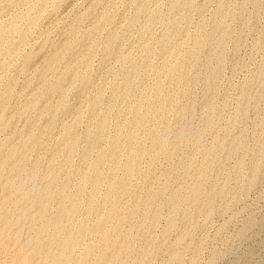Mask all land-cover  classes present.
<instances>
[{"label":"rangeland","instance_id":"1","mask_svg":"<svg viewBox=\"0 0 264 264\" xmlns=\"http://www.w3.org/2000/svg\"><path fill=\"white\" fill-rule=\"evenodd\" d=\"M243 1L244 0H181V1L180 0H176V1L175 0L174 1L173 0H0V31L1 30L3 31V32L2 31L0 32V101H1L0 104H2V106L0 105V108L4 109V110L0 109V114L2 116V117L0 116V118L1 119L5 118L4 120L0 119V126L4 124L3 125L4 127L3 126L0 127V155H1L0 158L3 156L5 158V155L8 152V150L11 152H13L14 150V153L16 152L15 155L17 156V159H19L20 164H22L23 158L26 159V161L23 160L24 161L23 164L27 162V164H25L26 166L23 165L20 168L21 169L20 170L18 168L20 165L15 169L12 168L13 163H14L13 161L16 159H14L13 161L11 160L13 163L11 161L9 163L8 161L7 165L8 163L10 165L7 166L5 164L6 166L5 165L3 166L2 171H1L2 173H0V179L4 180V181H0V184H3V185H0V188L2 186L1 188L2 190L0 189V196L2 195L4 196V197L3 196L0 197V208H1V205L3 207V209L1 208V211H0V218L1 216H3V219L4 218L5 219L7 218L6 220L9 219L8 221H6V223L7 225L8 224L10 225V226H7L6 223L3 224L5 219L3 220L1 218L0 221H2L3 223L2 222L0 223V228H1L0 229V264H25L26 260H28L26 264H34L37 261H38L37 263L39 264H42V262L43 264L44 263L48 264L47 263L48 261L49 263L52 261L51 264H53L54 262H55L54 264H57V262L58 264H63V263L64 264H74V262L75 264H77L76 260L83 261L82 262L83 264H84V261H86L85 262L86 264H92L90 262L95 261V259L97 260L96 262L99 261L98 262L99 264H119L122 262L120 261V259L124 260V262H122L123 264L126 263L125 261H127L126 264H128V262H130V264H137V263L143 264L144 261L146 260L145 258H149V256L151 255H152L151 258L153 260L151 261V259L149 258L146 260L148 261V263L145 261V264L146 263L149 264L150 262L151 264H165V263L170 264L172 262H173L172 264H264V77H263L264 76V66H263L264 65V0H253V2L256 1V4L258 3L256 5L254 2L255 6L252 4L251 0L249 1L245 0L244 2ZM170 2L171 3L175 2V4H177L175 5L176 8L174 6H171ZM225 4H227L228 7ZM242 4H245V5H242ZM218 6L223 9L220 10L221 8H219ZM171 7L174 8V10ZM225 7H226V11H224ZM241 7L245 9L244 13ZM217 8H219V10ZM227 8L228 9L230 8V9L228 10ZM233 10H235V12H233ZM86 11L87 13L88 12L89 13L88 14L84 13ZM230 11H232V13ZM237 11H239V13H237ZM214 13L216 14L215 15L216 17H214ZM236 13H237V16H236ZM217 14L219 15L221 14L220 15L222 16L221 18H225L223 17L224 14L225 16L229 14V16L226 17L227 19L226 18L219 19V15L217 16ZM31 18L37 23L35 24L31 23V22H34V21H31ZM213 18H215V20ZM221 20H223L221 23L225 22L226 26L224 24H222L223 26L220 25L221 23L217 25V23L220 22ZM213 22L215 23L213 24ZM28 24L30 27L27 26ZM33 25L35 27H33ZM215 27H217V29ZM223 27H225L226 29V30L224 29L225 32L221 31L220 29ZM7 28L8 30H11L12 32L14 29L15 31L16 30L17 31L16 33L12 35L11 34L12 32L9 31L10 33H8ZM27 28L29 30H27ZM214 28L217 31H215ZM212 30L214 31L212 32ZM220 31L224 32L225 34L222 33L221 35ZM4 32L6 35L5 39L3 36ZM6 32L9 35H7ZM25 32H27L26 33L27 35L25 34ZM209 32L213 35H214V32L215 33L218 32L219 34L216 33L213 39H211L213 35H211L212 37L210 36L211 38L207 39L206 36L210 35ZM21 33L22 35H25V37L22 36L21 38ZM207 33L209 34L207 35ZM217 34H218V37H217ZM198 37L199 38L201 37L203 39L200 38L197 40ZM219 37L220 39H218ZM216 38H217V41L222 40V42H219V41L216 42ZM195 39L197 40V42L194 41ZM206 39L207 40L211 39V42L207 41ZM214 39H215V42L212 41ZM201 41L203 42V44L201 43ZM193 42H196L198 44L201 43L203 46L200 44L201 45V48H200L197 46L198 45L197 44L196 45L198 47V50H197V47L196 48L193 47L196 44V43L193 44ZM213 43L214 45L216 43V45L214 46ZM67 44H70V47ZM217 45L220 47L221 51ZM204 46L207 47V50H204V52H202L203 50L201 49L203 48L206 49V47ZM66 47H69V48L66 49ZM109 48L111 49L110 51L108 50ZM190 48L192 49L194 48L192 50V53L190 52L191 51ZM187 50H189L188 53H187ZM194 50L195 51L197 50V52H195ZM58 51H60L63 54L62 55L59 52V54L64 56V59H62L61 55L58 54ZM107 51H109L110 54H108ZM218 52H220L221 55H219L220 53ZM207 53H209V56L207 55ZM56 54L59 57H61L60 59L62 61L58 58V56L56 58ZM186 54L187 55L189 54L188 57H190L193 61L196 60L197 63L195 61V65H194V62L191 61L190 58L188 60V57L187 58L185 57L187 56ZM196 56L200 58H197ZM214 56H217V57L215 58ZM221 57L222 59L218 60V58H221ZM185 58L188 61H185ZM55 59L60 60V61L57 60L59 62L58 65H56L57 62ZM214 61L216 62L214 63L216 65L213 64ZM177 62L180 64L182 62L183 63L185 62L184 64L187 67H185L184 64L179 66ZM173 63H176L174 64L175 65L174 68L172 65ZM220 64H221V67L219 66ZM50 65L51 66L54 65V67L57 69L55 68L53 69V67L50 68ZM183 65L185 69L183 68ZM133 67L135 70L137 69L135 73H134L135 70H133L132 72ZM47 68L49 70H46ZM172 68L173 70L174 69L176 70L171 72ZM177 68L178 69L183 68L184 71L183 70L179 71ZM67 69H69V71ZM65 70H66L65 73L67 75L64 74L65 76L64 78H62V76L60 75H62L64 73L63 71ZM77 70L78 71L80 70L81 72H76V75H75L74 72ZM44 71H47V72H44ZM176 71H177L176 74H178L180 78L177 77V75H175ZM170 72H171L170 74L171 76L169 77L168 73ZM178 72H182V73L179 74ZM204 73L205 75H203ZM79 75L81 76L82 81ZM172 75L174 78L172 77ZM74 77H76L75 78L76 80L77 79L79 80V78L80 80L76 81L75 79H73ZM185 77H186V80L189 77L188 80L190 81H186L184 79ZM191 77L192 78L194 77L193 78L194 80L190 79ZM182 81L184 83H181ZM41 82L43 85V88L41 87L42 90L39 88L40 86H42ZM58 82L60 83L59 85H58ZM45 85L48 87V89L45 87ZM50 85L55 86L56 89L60 87L61 89L59 88L60 90L58 89V92L61 94H58L57 91H56L57 93H53V89L54 91L56 89ZM182 85L183 86L186 85V86L183 87ZM206 85L207 87H205ZM6 88H8L9 90L8 89L6 90ZM124 89H126V93H128L129 95L125 96ZM184 89L187 91H184ZM190 89L193 95H190V99H189V92H191ZM7 91L8 92L10 91V94ZM48 91L52 92V94L51 95L50 93L48 94L47 93ZM242 93L243 94L245 93V94L243 95ZM2 95H4V97ZM60 96H62L63 100L65 99L64 101L63 100L61 101L62 102L61 104L59 103L60 102L59 99L61 98ZM158 97L161 99V100L159 99L160 101L157 99ZM143 98H145L144 101H143ZM2 100L4 103L2 102ZM30 101L32 103H30ZM140 101L141 102L143 101V104H141ZM146 101L147 103H144ZM191 101L193 104L191 103ZM64 102H67V104L66 103L64 104ZM152 102H156V104L153 103V107H155L154 110L153 109L150 110V108H153ZM160 102H163V103L166 102L167 104L171 103L169 104V106L171 105L170 107L173 108L174 110L170 109V107L168 108L167 107L168 105L166 103L161 104ZM184 102L186 103V105H183V107L185 106L186 107L183 109L182 104H185ZM91 103L93 105L95 104L96 106L95 105L93 106ZM157 103L161 105L159 106ZM136 104H141L143 107H141L140 105L138 106ZM187 104H189V108ZM23 105L25 106V109L28 108L27 109L28 112L24 109ZM35 105H36V108L32 109L31 107L32 106L35 107ZM57 105H60V106H58L57 108ZM54 106L56 108H54ZM136 106H138V108L141 107V109L140 110L136 109L137 108ZM144 106H147V107H144ZM157 106L158 107L163 106V108H160L161 109L160 110ZM165 106L168 108V109L166 108V110L170 109L169 111H167V113H164L166 112V110L165 111L163 110L165 109ZM180 106L182 109L181 108L179 109ZM239 106L241 107L242 110L245 109V111H241ZM19 107H21L20 108L22 109L21 111H24V112L21 113V111L18 110ZM60 107H61V110H60ZM213 108L216 110H214ZM56 109H58L59 111L58 110L56 111ZM178 109L181 111L180 114H179L180 111ZM190 109L192 110V112ZM238 109H240V112H238L239 111ZM136 110H138L137 115L139 114L138 115L139 118L138 116H136V112H133ZM175 110L177 111L176 113H175ZM184 110L185 111L187 110L186 111L187 112L186 115L188 114L187 116L184 115L185 114ZM48 112H53L52 114L53 116H51V114H49ZM20 113L21 114L24 113V114L21 115ZM177 113H178V116L176 115ZM133 115H135L136 118H133L132 117ZM140 115H142L143 118ZM103 117L106 120L104 119L100 120V118H103ZM140 118L142 119L143 122H141ZM177 118H179V121ZM183 118L185 120H183ZM9 119L10 120L12 119L11 120L12 123L11 121L8 122ZM131 119L132 120L135 119L136 122L133 121L134 122L133 123ZM77 120L78 122H76ZM1 121L3 123H1ZM104 121L106 124L103 123ZM205 121H207L205 123L206 126L203 124ZM8 123L11 124V125L9 124L10 126L8 125L9 128L7 127ZM137 123L139 124L137 125ZM100 124L101 126L103 124L104 127L106 125L107 128L106 127L103 128L101 126L99 127ZM135 124L138 127H136ZM185 124L188 127L185 126ZM69 125L74 126V127L69 128L68 127ZM139 125H141V127ZM97 126L99 127V129L97 128ZM131 126L134 128L135 127L138 128L137 130L135 129V131L137 132H134V129ZM145 127L148 129V132L146 131L147 129ZM164 127L165 129L170 128V130L168 129L169 131H167L166 129V131H164ZM71 128H73V130ZM88 128H90L91 131L93 130L92 134H90L91 131ZM150 129L153 132L151 131L149 133ZM177 129H179L180 131L179 130L177 131ZM86 130L88 131L90 135L86 133L87 132ZM97 130L98 131L100 130L99 132L101 133L97 132ZM103 130H105V132ZM154 130L156 131L155 135L156 136L159 135L158 137H156L153 134ZM67 131L69 133L71 132V134L68 135ZM15 132L17 133L18 136L15 134ZM116 132H118V135L120 133L121 136L119 135L120 137H118L117 135L115 137L114 134L116 135ZM129 132L130 133L134 132L136 135H134L133 133L130 134ZM18 133L21 135H19ZM97 133L100 134V138L98 137L99 139L97 138V136H99V135H96ZM147 133H149V136H147L148 135ZM28 134L29 136L31 135L30 136L31 138L27 136ZM64 134H66L67 136ZM126 134L133 135L135 139L133 137L131 138L128 137V135L126 136ZM95 135H96L95 137L96 140H94V137H93ZM153 135L154 137H156L155 139ZM160 135L162 136L161 140L159 139L161 137ZM66 137H69L68 140L66 139ZM84 137L86 138V141H84L85 140L83 139ZM87 137H89L90 140L93 137L92 142L90 141L91 144H89L90 142ZM117 137H118V140H116ZM150 137H152V140H150ZM163 137L165 138V140L163 139ZM16 138H18L19 140H17ZM23 138L24 140H22ZM111 138H113V141ZM177 138L179 140L182 138L181 140L183 141L181 140L178 141ZM234 138H236L235 142L234 140L231 141V139H234ZM30 139H32L33 142ZM13 140H15V144H17L18 142L19 143L21 142L20 143L21 145H23V142L26 140L28 146L24 147L25 142H26L25 141L24 146H22L24 148L23 149V148H20L21 145L18 143V145H20V146L17 145V147H19L18 149L14 146L15 144H13L14 142ZM59 140H61L62 142ZM129 140L130 142L131 141L132 142L130 143ZM153 140L155 142H151ZM236 140L238 142H236ZM115 141L116 142L118 141V142L115 143ZM161 141L164 143L162 144ZM28 142L30 143V145ZM85 142L87 143V145ZM109 142L111 143L109 144ZM113 142L116 145L112 144ZM121 142L127 145L131 144L132 147L129 146L125 149V146L127 145L122 146ZM59 143H60V146H59ZM73 143L76 146V148L72 146L69 148L68 145L70 144L73 145ZM93 143L97 145L94 146ZM214 143H216L215 145L218 147L219 145H223L221 146L223 147L222 148L223 151L221 147H219L221 149L220 150L218 147L214 145ZM11 144H13V146ZM64 144H67V145H64ZM118 144H121V145H118ZM108 145L109 147L111 145H114V147L112 148L111 146V148H112L113 154L115 153V155L111 154L112 151H111V148L108 147ZM163 145H164V148H163ZM57 146H58V149H57ZM64 146H67V148ZM88 146L89 148L86 149V147ZM115 146L120 147V148H116ZM121 146L124 147L125 149V150L123 149L124 151L122 150ZM159 146H161V149ZM229 146L230 147L234 146V150L236 152H234L233 150L232 153H236V154L231 155L230 154L231 152H230L228 154L229 158H227V156L225 157V155L230 151ZM9 147H12V149L11 148L9 149ZM212 147L213 148L216 147L217 149L215 148L213 152ZM2 148H4V150H2ZM6 148L8 150H6ZM54 148H56V150H59L55 152L56 156L55 154L52 155L53 152L56 151ZM59 148L61 149L63 148L65 151L62 149L60 152ZM71 148H74V149H71ZM104 148L105 149L109 148V149L106 152L105 150H103ZM237 148H240L238 149V152H237ZM83 149L84 151H86V153H84ZM115 149L118 151L117 152L118 156H116L117 153ZM129 149L131 150L130 151L131 153L129 152ZM156 149L157 150L159 149L160 151L158 150L157 153L154 152V151H157ZM21 150L22 151L25 150L26 152L23 153ZM119 150L121 152L120 154H119ZM209 150H210V154H208ZM215 150L216 151L219 150L218 152H220L219 153L220 156ZM1 151L6 152V153H2ZM169 151L170 153L171 151H173L172 152L173 154L172 153H171L172 155H170V153L168 154ZM11 152H8V154H10ZM58 152L62 154L59 155ZM87 152L89 153V155ZM96 152L97 153L101 152L102 155L101 154L99 155ZM136 152L139 154H137ZM205 152L206 154L204 155L203 153ZM21 153H23L24 155H21ZM82 153L85 155L82 156ZM17 154H20V155H17ZM68 154H69V157H68ZM104 154L106 155L105 158L107 156L109 157L105 159ZM157 154H159V156H156ZM221 154L222 156L224 155L225 159H223L224 157H222ZM26 155L28 158L24 157ZM98 155L101 156L99 157V159L96 158L98 157ZM130 155L132 156L133 161L131 159L129 160V158H131ZM153 155L156 157L152 158ZM203 155L204 156L210 155V157L206 156L204 159ZM16 156H14V158H16ZM59 156H61V158ZM114 156H116L115 158L118 157L117 158L118 160L116 159L117 167L115 166L116 162L115 163L111 162L112 164H108L110 161L115 160ZM135 156L137 157L136 159H135ZM215 156H217V158H215ZM94 157H95L94 159L95 162L91 160ZM126 157L128 158L129 163L128 161L126 162L127 160ZM168 157H170L169 160H167ZM4 158H1V159L3 160ZM83 158L85 160H83ZM202 158H203V161L206 160L205 162L209 164L208 166L209 168L201 167L202 163L204 164V165L202 164L203 166L207 165L205 162H202ZM96 159L101 162L97 161ZM185 159L188 160L187 161L188 163H190L188 165V167L191 166L189 169L188 167H186L187 162L186 163L183 162ZM212 159L214 160L211 161ZM54 160H56L55 163H54ZM64 160H67L68 163L70 164H67V162L65 161L66 162V165H65ZM217 160L220 162V164H217L218 163ZM96 161L99 164L100 163L101 164L99 165L98 163H96ZM180 161L183 162L186 168L183 167V164ZM210 161L213 162L214 165L211 164ZM214 161L216 162L217 165L215 164ZM123 162H126L124 164L125 167L128 166L129 164L133 165L132 167L131 165H129L130 167H127V168H131L132 170L130 169L128 170L126 168V171H122L124 167ZM49 163L53 164V166L55 167H52L51 165L49 167ZM57 163L59 165V168L62 167L60 169L58 168L60 171L56 170L58 166ZM59 163H61V165ZM90 163L91 164L94 163L92 164L93 167L91 168H90V165H91ZM179 163L182 164V166ZM32 164H34V166L36 165V167L32 169V171L34 170L33 173L30 170L31 167L33 168ZM97 164L99 166L95 167V165ZM150 164L151 166H149ZM67 165L68 167H66ZM121 165H123V167H121ZM210 165L212 166L210 167ZM24 166L26 168H24ZM101 166L103 169L99 170ZM213 166H215V168ZM51 167H52V171L54 174L51 172ZM112 167L113 169H111V171H114L116 167L115 171L117 173L114 171L116 173V174L114 173L115 175L114 174L112 175L113 172L109 171L110 168ZM125 167H124V170H125ZM78 168H79V172H77ZM87 168H89L91 172L89 169L87 170ZM92 168L95 171L99 170L103 173L98 174L99 172H95ZM47 169H49L48 170L49 172L47 171ZM209 169L211 170L210 174H209V171H210ZM17 170L20 172L18 173ZM85 170L88 175L85 173ZM201 170H204V171H201ZM255 170H256V173H255ZM4 171L7 173H5ZM29 171L31 172V174ZM62 171L65 172L68 178L65 176V174ZM129 171H131L130 175L128 174ZM251 171H254V173ZM9 172L12 174L17 172L18 174H14L13 176ZM35 172L37 173L34 174ZM58 172H62L60 173L61 175ZM88 172H90V174ZM201 172H203V175L201 174ZM41 173L43 174V176ZM57 173L61 177H59ZM68 173L71 176L70 175L68 176ZM80 173H82V175L84 173L86 176L85 175H84L85 177L81 176ZM120 173L122 176H119ZM4 174L8 178L2 176ZM77 174H79V176ZM253 174H255L256 177L252 176ZM16 175H19V176H16ZM98 175H101V177ZM199 175L201 179L198 177ZM9 176H11V178ZM29 176H33V177L29 179ZM45 176L46 178H44ZM91 176L93 178L94 177H97V178L93 179ZM115 176L116 177L119 176L118 178L120 179L121 177V179L118 180V178H115ZM166 176L170 178V179L168 178L169 179L168 183H167L168 180H166ZM80 177L81 178L84 177L82 178L84 182L81 180ZM14 178L16 179L14 180ZM38 178H42V179H38ZM50 178L53 179V180L51 179L53 182L49 180ZM114 178L117 179L118 181H116ZM202 178L204 181L202 180ZM63 179L65 180L63 181ZM66 179H68V181L70 180L71 181L65 182ZM97 179H99V181H97ZM198 179H200V182H197L199 181ZM12 180L15 183H12ZM40 180H43V181H40ZM44 180H46V182H44ZM122 180L124 182V186L127 185L126 187L128 186L130 187V189L129 187L127 189L124 186L123 187L125 189L119 188L121 189L120 191H122L123 194L119 192V189L116 192L117 188L119 187L118 184H116V182L119 183V181H122ZM126 180L128 181L127 183H126ZM194 180L196 181V183L194 182ZM8 181L9 183L7 184L8 186L6 187L5 185ZM47 181L50 183H48ZM95 181L99 182V184H96L97 182L94 183ZM106 181L108 182L109 185L111 184L110 182H113L110 185V187L113 184L115 186L113 185L112 186L113 188H109L108 187L109 185L107 184ZM59 182L60 184L58 185ZM63 182H65L64 184L65 185L67 184L68 187L64 186V184H62ZM193 182L195 183L194 185L198 183L196 185V188H198L197 194L198 196H202V198L196 195L193 196L194 194L193 192L194 188L192 184ZM42 183L47 187V189L49 186V190H47V192L49 191L48 194H52V195L51 197L50 195L48 197L46 195L47 198L46 197L45 198L47 199L48 203H45L46 199L44 198L45 199L44 202L42 201L40 204L36 205L34 197H36L35 195H37L40 192L38 188L39 189L46 188L44 185L41 186ZM80 183H83L84 186ZM92 183L95 185H98V188L95 189L97 186L93 185ZM39 184H41L40 185L41 188L38 186ZM91 184L95 186V188ZM163 184H166L165 185L166 187H164ZM36 185L38 186V188ZM50 185L54 189L51 188ZM75 185H77V189ZM78 185L80 187L83 186V189L84 188L85 189L81 190ZM10 186L12 189L10 188ZM59 186L61 187V189L59 188ZM178 186H181V188L179 189ZM32 187L34 189L36 188L35 190L37 191L34 190V193H33ZM107 187L109 188L108 190H106ZM6 188L11 191L6 190ZM78 188L81 192L78 190ZM161 188H163V190ZM50 189H52L53 191ZM122 189H124L125 191L126 189L130 191L129 192L126 191L127 194H125L124 193L125 191ZM159 189L161 190V192ZM178 189L181 190L179 191V193L177 192ZM183 189L184 190L186 189L187 191L185 190L182 193ZM215 189L217 191V194H216ZM75 190L79 191L80 194L82 195L79 196L78 195L79 192L75 193L76 192ZM92 190H93L92 192L93 194L91 193L89 194V192ZM94 190L96 191L94 192ZM157 190L160 193L156 192V194L159 193L156 196L155 191ZM174 190L177 196L174 194L171 195V193H174L173 192ZM220 190L221 191L224 190L222 191L223 193H221ZM27 191H28L27 194L31 193V195H26L25 193ZM50 191H52L53 193L52 192L50 193ZM55 191H58L56 192L58 195L55 194ZM105 191H108V192L111 191L112 193L114 192L111 195L115 196V199L114 197L112 198V196L108 194V192H105ZM198 191L201 195L198 193ZM208 191H210L212 194L209 192L208 193L209 196L206 198ZM22 192H24V194H22ZM36 192L38 193L36 194ZM115 192L118 194L117 196ZM186 192H188L189 194H187ZM202 192H203V195H202ZM59 193H60V196H62V200H61V197L59 196ZM74 193L75 195L77 194L76 197ZM161 193L162 195H160ZM64 194H66V196ZM69 194H70V197L68 196ZM95 194H97V196ZM103 194L104 195L107 194L106 196L108 197L107 198L108 201L106 200V196L103 197ZM120 194L123 196L120 197ZM214 194L216 195L214 196ZM89 195H92V197L94 198L92 199V197ZM158 195H160V197ZM187 195L191 196V198H188ZM144 196L147 197L146 200L144 199L146 198ZM171 196H172V199L174 200V201L172 200L173 202L171 201L172 203L169 202L170 199L168 200V198H170ZM175 196L177 199H175ZM183 196H184V199L187 197L186 199L187 201H185L184 199H181L183 198ZM192 196L193 198L195 197L196 200L198 197V201L192 200L191 203H194V204L189 205L190 202L188 203V201H191L190 199H193ZM203 196H204L205 204L203 202L204 201ZM66 197H68L69 199L67 198V201H64ZM72 197H74L75 199H73ZM116 197L117 198L119 197L118 200H116ZM156 197L158 198L155 200ZM111 198L114 200V201L112 200L114 203L110 202ZM149 198L150 199L152 198V200H148ZM179 198L183 200L181 203H179L180 202ZM199 198L201 199L202 202L200 201ZM208 198H210V202L212 200L213 204L207 201ZM17 199L19 202L23 201L22 204H20L18 201L17 203L16 202ZM24 199H28V200L24 201ZM48 199L51 200V202ZM52 199L55 202L57 201L59 204L61 201L62 205L63 204L64 205L60 206L57 202L54 203ZM103 199H105L107 202L106 201L103 202L102 201ZM1 200L5 201V202L3 201L4 204L1 202ZM13 200L15 203L13 202ZM71 200L73 204L71 203ZM78 200L79 201L81 200L80 203L82 204H79ZM175 200H178L177 203L175 202ZM144 201H145V205L147 206L148 204H150L149 201H151L150 205L153 204L152 207L150 205L146 207L143 203ZM162 201L164 204L165 202L169 203L168 205H172L175 202L176 204L174 203L173 205H176V206H174L175 208H172L173 206L169 207L167 206V204L164 205ZM65 202L67 203L65 204ZM87 202H89L88 203L89 205L87 204ZM102 202L103 203L106 202L105 204L107 205L103 204V207H102ZM206 202H209L208 203L209 206ZM5 203H6V206H3L5 205ZM99 203H101L100 204L101 206L99 205ZM109 203L111 205V208H110ZM182 203L186 205L188 204V205L186 206V205H183ZM33 204L34 206H32ZM41 204L45 206L43 207V209L45 208L44 210L47 211L46 208L50 209L51 212L47 211L48 212L47 214H50L48 218H47V214L46 215L44 214V212L46 211L40 208V206L42 207ZM44 204H47L48 206H51V205L52 206L48 207L47 205H44ZM85 204L87 205V207ZM117 204L119 205V207L121 206L124 209L121 207L120 209ZM133 204H135V206L138 208H135ZM20 205L22 206L20 207ZM68 205H69V208H67ZM140 205H142V207ZM37 206H39L38 209H37ZM56 206H58V208ZM76 206H77V209L74 208ZM113 206L115 209L113 208ZM127 206L129 209L127 208ZM143 206H145L144 209H143ZM163 206H167L168 208L163 207ZM179 206H181V208H179ZM183 206L186 208L187 207L189 208L186 209ZM210 206L212 209L209 208ZM59 207L61 208L60 210H58ZM65 207L67 208V211ZM71 207L74 208V210L78 212H75L73 209H71ZM80 207H84V208L79 209ZM88 207L89 208L91 207V209H89ZM206 207L207 209L202 210V208H206ZM17 208L19 209V212L18 214L15 215V213H17L18 211ZM107 208H110L109 210L113 211V212L111 211L112 215L114 213L115 215L120 213V215L118 214L116 215V217H114L115 215L111 216L109 214L110 211L109 210L106 211ZM132 208H135L136 210L134 209L135 210L134 211L132 210ZM156 208L160 210L156 211ZM9 209L10 210L13 209L12 210L13 212L12 211H10L11 213L5 212L6 210L9 211ZM84 209L85 211L88 210L90 214L88 218H87L88 213L86 212L87 214L86 213L84 214L85 212ZM93 209L94 210L96 209V210L93 211ZM146 209H147V213L145 212ZM176 209H180V210L176 211ZM208 209L209 211H207ZM2 210H4L5 213ZM61 210H63L62 212L63 214L66 211L65 213L66 215L60 214ZM72 210H73V213H71ZM91 210L95 212L94 214L92 213L93 216L91 215ZM28 211L29 212L32 211V212L29 214ZM55 211L58 213H56ZM203 211L205 213H208L207 216ZM36 212L37 213L39 212V214H36ZM141 212L142 213L144 212V213L141 215ZM155 212H157V214L160 212L158 214L159 216H156ZM7 213H10V214L7 215ZM53 213L56 215L55 217L58 218L57 219L58 221H60L61 219L62 220L64 219L63 221L61 220L63 223L60 221L61 222L60 232L63 230L65 231V234L66 233L69 234L70 232V235H71V232L74 231L75 234L74 233H73L74 235L72 234V236L74 237L69 236V238L73 242L68 238L67 234L65 237L60 232H58L56 236L54 235L56 234L54 232L55 231L54 225L58 221L57 220L55 221L54 218H52L54 222H51L52 220L50 219L51 217L54 216V215L51 216V214ZM75 213L76 215H73L74 219L70 220L72 219L71 217H73L71 215ZM107 213L109 214V217ZM126 213L129 214L128 218L126 217L127 220L124 217ZM173 213H175V215ZM209 213H211V215ZM11 214L13 215L11 216ZM23 214L25 216H22ZM144 214L146 216H144ZM172 214H173V217H172ZM36 215H37V219L35 217ZM68 215L69 217L71 216L69 219L68 217H66ZM122 215H124L123 216L124 218L122 217ZM138 215L140 217L141 216L146 217L145 218L146 222L144 223L145 219L143 220L142 219L143 217L140 219ZM152 215L154 217H158L156 223L154 222L156 221V218L155 220H154V217H153V220L151 219ZM186 215L188 217L187 218L188 221L186 217L185 219L188 223H186L183 217ZM208 215L209 217L210 216L211 217L207 219ZM106 216L110 219L111 217H114V219L109 220L106 218ZM26 217H28V220ZM45 217L47 218L46 220V222L48 221L47 223L43 221ZM96 217L100 218L101 220L98 219L100 221H97ZM120 217H122V221L124 224H122V221L121 222L117 221L118 219L121 220ZM167 217L169 218L172 217V218L168 220ZM181 217H182V220H181ZM17 218H19V220H17ZM38 218H40V220ZM66 218L69 221H71L72 224L68 220L66 224ZM85 218L90 219V220L92 219V220L90 221ZM174 218H176L177 220L175 221ZM33 219L35 220L33 221ZM16 220L18 221V223L15 222ZM26 220L30 224L29 223L27 224ZM82 220L84 221V223H86L84 225L85 227L86 225L89 226L91 223L95 221V224H91V230L89 228L90 231H92L93 229L95 230L89 233L88 228L87 227L85 228L82 226L83 225ZM140 220H142V223ZM166 220H168L167 221L168 223L170 222V220H172L174 223L176 222V226H172L173 227L172 230H170V227H169V230H167L168 228L166 227H168L169 225L167 226L165 225L167 223ZM10 221L13 223V224L11 223L12 225L10 224ZM182 221H185L186 224L183 223ZM23 222H26V223H23ZM31 222L34 224H32ZM41 222L47 225L50 222L51 225L53 224L54 225L53 227L52 226L50 227V224H49L48 226L49 229H48L47 225L45 226L46 227L45 228L43 227L45 224L43 225ZM88 222L90 224H87ZM98 222H101L104 225ZM113 222L114 224L118 222L120 223L114 225ZM150 222L152 223V225ZM137 223H138L139 228L140 226H143L142 229H145V231L143 230L142 232L141 229L137 231L138 226L135 227ZM15 224H20V226L21 224H23V226L25 224V226L24 227L23 226L20 227L19 225L15 226ZM120 224L124 226H119ZM182 224L183 225L185 224V226H183ZM28 225L29 226L34 225V226L31 228V226L29 227ZM94 225L96 226L101 225V226H99V228L98 227L95 228L96 226L94 227ZM116 225H118L121 231V232L119 231L120 234L117 233L118 227H116ZM131 225H135V226L131 227ZM13 226H14V229L11 230ZM17 226L18 228H16ZM64 226H66L67 229ZM6 227H9V229L7 230ZM27 227H29V229ZM36 227L39 230V231L37 230L38 232L36 231L37 229ZM74 227L77 229H75ZM78 227L79 228L81 227V229H79ZM148 227H151V229L150 228L148 229ZM72 228H74V230H72ZM128 228L129 230L131 229V231H129ZM132 228H134L135 230L137 229L136 232ZM15 229L16 230L18 229V230L16 231ZM43 229L44 230L46 229V231L43 232ZM78 229L79 230L83 229V230L79 231ZM84 229L87 233L84 231ZM104 229L106 230L104 231ZM163 229L165 230V232ZM77 230L80 232L79 234H81L82 232V234L84 233V236L85 235L86 236L84 238L83 236L79 237V234L76 232ZM17 232L19 233V235ZM40 232H43V235L38 234ZM105 232L107 233L104 234ZM111 232L112 233L115 232L117 235L112 236ZM129 232H131L132 234L130 235ZM34 233H36L35 236H39V238L37 239L36 237L34 238ZM52 233H53V236H52ZM162 233H164L163 234L164 236H162ZM182 233L184 234L182 235ZM31 235L36 240L40 239L41 237H43L44 239L45 238L47 239L49 235H51L52 237L49 236L50 241L48 239L44 240L43 238H41L40 241L43 242V244L38 240L42 244L41 245L40 243H38V241L36 242L32 237H30ZM103 235H105L104 237L108 238L107 246L106 244L102 245V243L104 242V238H101V237H103ZM132 235H135L137 237L139 235H142V236H140V238L138 239L137 237L132 236ZM44 236H47V237H44ZM121 236L124 241L120 238ZM56 237L58 239H56ZM63 237L64 238L67 237L70 241H68V245H67L68 248L64 247L65 249L63 250V255H62L61 254L62 247L65 244L63 243L61 245L60 244L57 245L58 249L56 250V252L58 254L54 252L55 249H53L54 248L53 246H55L56 248L57 243L65 242V240L67 241V239L64 240ZM75 237L77 239H75ZM111 237L112 238L115 237L114 239L115 241L116 240L117 241L115 242L114 240H111L112 239ZM151 237L153 239H151ZM180 237L182 238L183 241L179 239ZM51 238H53V240ZM59 238L62 239L61 242ZM78 238L82 240L80 239L78 240ZM99 238H101L100 244L96 246V244L99 243V240H98ZM156 238L159 239L157 240V242L155 241ZM162 238H164L163 241H162ZM133 239L135 240V242H132L134 241ZM148 239L150 240V242L148 241ZM160 239L162 243L159 242ZM176 239L178 240V242H180L179 240H181L182 243L180 242L181 244H178ZM30 240H32L31 242H33L34 246H35L34 243H36V246L37 245L38 246L32 249L31 245H29ZM74 240L75 241L77 240V243H79V245L77 244L78 245L77 247L75 246L76 243L74 242ZM118 240H120V242H118ZM52 241H55V242H52ZM175 241H176V244L174 243ZM45 242H49L50 244L52 243L51 245L52 248L50 246L47 247L48 243L46 244ZM69 242L71 244H69ZM110 242H111V245H110ZM118 243H121V244H119L118 246ZM150 244L153 245L152 247H155L156 245L158 249L156 248L155 250V248H151ZM24 245L26 246L25 248L23 247ZM70 245L74 247H71ZM104 245L106 247H104ZM115 245L119 247V249H123L125 253H123V251L121 250L119 252L121 254H118L119 249L115 247ZM149 245H150L151 252L149 251V247H147ZM39 246L41 249H42L41 246H43V248L47 247L48 249L50 248L51 250L49 249L50 251L49 252L47 251L48 249L45 248L44 252L47 251L46 252L47 254H46L43 251H39L40 250ZM60 246L61 248H59ZM108 246L109 247L112 246V247L109 248ZM29 247H31V249ZM98 247L100 249H98ZM102 247H104L103 250L101 249ZM38 248L39 250H37ZM107 248H109V250ZM112 248L114 251L116 250L115 252L112 253L113 255L116 253L114 256L111 255L110 253L113 251L111 250ZM147 248H148V251H147ZM87 249L89 250V252H85V250ZM126 249L127 250L129 249V251H127ZM144 249L145 251H143ZM23 250L25 251V254L22 253L24 252ZM65 250L66 251L68 250V251L66 252ZM99 250L101 251L100 253H99ZM104 250L105 251L107 250L105 252L106 254L105 255L103 254L104 256H101ZM141 250L143 252L147 251L148 253L149 252L150 253L148 255H146V253H144L145 255H141V253L143 254ZM178 250L179 251L181 250V251L178 252ZM35 251L36 253L41 252L40 255L36 254V256L38 255V258L35 256ZM69 251H71L72 253L71 255L68 254ZM90 251L91 253L95 252L96 254L90 255ZM52 252H53V255H52ZM59 252L61 254V257H60ZM175 252L177 255L178 254L179 256L181 255V257L178 256L177 259L179 261H176L177 260L176 259L175 260L176 262L174 261L171 262L170 258L173 255V253L175 254ZM181 252H183V254ZM54 253L57 255H55ZM84 253L86 254L88 253V256L90 255L89 256L90 258ZM98 253L104 259L102 258L100 259L99 258L100 256L98 255ZM44 254H46V256ZM78 254H79V257H78ZM109 254L113 256V258H115L114 259L115 262H113V259L112 257H110ZM117 254H118V258H116ZM122 254H125L128 260ZM26 255H29L28 258L30 259L28 258L26 259ZM64 255H65V258H64ZM67 255L71 256L70 257L71 259L69 258V256L67 258L66 257ZM96 255H97V258H94V256ZM121 255L124 257H122ZM41 256H44V258L48 257V260L43 261L44 258L43 257L41 258ZM50 256H53L55 259ZM58 256L61 259L58 258ZM74 256H76L77 258H73ZM80 257L81 258L85 257V259L82 258V260H80L81 259ZM138 257L142 258V262H140V259ZM39 258L42 260V262H39L41 261V260H38ZM62 258L63 259L67 258L68 262L65 263L66 261L63 260ZM88 258L91 261H89ZM143 258L145 260H143ZM74 259L76 260L74 261ZM109 259H111L112 261H110ZM136 259L138 260L137 263L136 261H134ZM60 260H63V263ZM100 260L103 262L100 263ZM132 260L134 261V263L132 262ZM79 261H78V264L81 263V262L79 263ZM166 261H168L169 263ZM93 264H96V263L94 262Z\"/></svg>","mask_w":264,"mask_h":264},{"label":"bare ground","instance_id":"2","mask_svg":"<svg viewBox=\"0 0 264 264\" xmlns=\"http://www.w3.org/2000/svg\"><path fill=\"white\" fill-rule=\"evenodd\" d=\"M173 1H174V0H173ZM175 1H176V0H175ZM180 1H181V0H180ZM244 1H245V0H244ZM244 1H243V2H244ZM248 1H249V0H248ZM251 1H252V4H253V5H254V2H255V4H256V1H254V2H253V0H251ZM258 2H259V1H258ZM170 3H171V2H170ZM177 3H178V2H177ZM172 4H174V5H172ZM252 4H251V5H252ZM257 4H258V3H257ZM257 4H256V5H257ZM170 5L175 7V5H177V4H175V2H174V3H171ZM225 5L227 6V4H225ZM242 5H245V4H242ZM247 5H248V3H247ZM219 6H220V5H219ZM219 6H218V7H219ZM254 6H255V5H254ZM227 7H228V6H227ZM171 8H172V7H171ZM175 8H176V7H175ZM219 8H221V7H219ZM219 8H217V9L219 10ZM237 8H238V7H237ZM172 9L174 10V8H172ZM222 9H223V8H221L220 10H222ZM227 9H228V8H227ZM229 9H230V8H229ZM229 9H228V10H229ZM239 9H240V8H239ZM241 9H243V13H244L245 9H244L243 7H241ZM218 10H216V11H218ZM237 10H238V9H237ZM87 11H88V10H87ZM87 11L84 12V13H87ZM89 11H90V10H89ZM224 11H226V7H225V10H224ZM241 11H242V10H241ZM241 11H240V12H241ZM220 12H221V11H220ZM222 12H223V11H222ZM230 12L232 13V11H230ZM233 12H235V10H233ZM88 13H89V12H88ZM88 13H87V14H88ZM216 13H217V12H216ZM226 13H227V12H226ZM228 13H229V12H228ZM237 13H239V11H237ZM237 13H236V16H237ZM234 14H235V13H234ZM234 14H233V15H234ZM240 14H241V13H240ZM42 15H43V14H42ZM215 15H216V14L214 13V17H216ZM218 15H219V14H217V16H218ZM220 15H221V14H220ZM220 15H219V19L222 17V16H220ZM222 15H223V14H222ZM226 15H227V14H226ZM230 15H231V14H230ZM243 15H244V14H243ZM227 16H229V14H228ZM227 16H225V14H224L223 17L226 18ZM234 16H235V15H234ZM238 16H239V15H238ZM225 18H221V19H225ZM213 19L215 20V18H213ZM226 19H227V18H226ZM214 20H213V21H214ZM29 21H30V20H29ZM31 21H34V20H32V18H31ZM222 21H223V20H221L220 22H218L217 25L220 24ZM77 22H78V21H77ZM216 22H217V20H216ZM28 23H29V22H28ZM31 23H34V24H35V23H37V22L34 21V22H31ZM214 23H215V22H213V24H214ZM222 24H224V25L226 26V23H225V22H224V23H221L220 25H222ZM77 25H78V24H77ZM77 25H76V26H77ZM215 25H216V24H215ZM215 25H214V26H215ZM220 25H219V26H220ZM27 26H29V24H28ZM31 26H32V25H31ZM222 26H223V25H222ZM29 27H30V26H29ZM33 27H35V26L33 25ZM71 27H72V26H71ZM215 28L217 29V27H215ZM215 28H214V30H215ZM218 28H219V27H218ZM13 29H14V28H13ZM212 29H213V28H212ZM220 29H221V31H224L225 27L220 28ZM222 29H223V30H222ZM27 30H29V29L27 28ZM214 30H212V32H213ZM218 30H219V29H218ZM225 30H226V29H225ZM1 31H2V30H1ZM1 31H0V32H1ZM7 31H8V33L12 32L11 30H8V28H7ZM9 31H10V32H9ZM14 31H15V29H14L13 32L11 33L12 35H13L14 33H16L17 30H16L15 32H14ZM73 31H74V30H73ZM215 31H217V30H215ZM221 31H220V32H221ZM2 32H3V31H2ZM218 32H219V31H218ZM218 32H216V33H218ZM224 32H225V31H224ZM224 32H221V35H222V33L225 34ZM22 33H23V32H22ZM22 33H21V38H22V36L25 37V35H22ZM26 33H27V32H25V34H26ZM68 33H69V32H68ZM70 33H71V31H70ZM209 33H210V32H209ZM209 33H207V35H208ZM216 33L214 32V35H216ZM6 34H7V32H6ZM218 34H219V33H218ZM218 34H217V37H218ZM2 35H3V34H2ZM7 35H9V34H7ZM26 35H27V34H26ZM211 35H213V34L210 33V35L206 36V38H207V39H208V38H211V37H212ZM214 35H213V37H212L211 39L214 38ZM221 35H220V37H221ZM3 36H4V39H5V37H6L5 32H4V35H3ZM202 36H203V35H202ZM210 36H211V37H210ZM1 37H2V36H1ZM215 37H216V36H215ZM220 37H219L218 39H220ZM200 38H201V37H200ZM200 38L198 37L197 40L200 39ZM204 38H205V36H204ZM223 38H224V37H223ZM223 38H222V39H223ZM201 39H203V38H201ZM207 39H206V40H207ZM211 39H210V40H207V41H210V42H211ZM197 40L195 39L194 41L197 42ZM204 40H205V39H204ZM207 41H206V42H207ZM212 41L215 42V39L212 40ZM218 41H219V40H218ZM218 41H217V38H216V42H218ZM196 42H193V44L196 43ZM198 42H199V41H198ZM204 42H205V41H204ZM219 42H222V40H220ZM201 43L203 44L202 41H201ZM201 43H199V44L196 43L195 46H193V47L196 48V47L198 46V47L201 48V45H202ZM65 44H66V43H65ZM75 44H76V43H75ZM197 44H198V45H197ZM200 44H201V45H200ZM207 44H208V43H207ZM67 45H69V47H70V44H67ZM67 45H66V46H67ZM196 45H197V46H196ZM199 45H200V46H199ZM213 45H214V43H213ZM215 45H216V43H215ZM215 45H214V46H215ZM218 45H219V43H218ZM218 45H217V46H218ZM87 46H88V45H87ZM202 46H203V45H202ZM206 46H208V45H206ZM206 46H204V47H206ZM211 46H212V45H211ZM220 46H221V45H220ZM222 46H223V44H222ZM236 46H237V45H236ZM63 47H64V46H63ZM69 47H66V49L69 48ZM111 47H112V46H111ZM198 47H197V50H198ZM209 47H210V45H209ZM209 47H208V48H209ZM212 47H213V46H212ZM218 47H219V46H218ZM234 47H235V46H234ZM194 48H193V49H194ZM213 48H214V47H213ZM190 49H191L190 52L192 53V50H193V49H192V48H190ZM209 49H210V48H209ZM216 49H218V48H216ZM219 49H220V47H219ZM222 49H223V48H222ZM64 50H65V49H64ZM108 50L110 51L111 49L109 48ZM197 50H196V51L194 50V51L197 52ZM201 50H203L202 52H204V50H207V47H206V49L203 48V49H201ZM201 50H200V51H201ZM213 50H214V49H213ZM109 51H107L108 54H110ZM218 51H219V50H218ZM220 51H221V49H220ZM59 52H60V51H58V54H59ZM188 52H189V50H187V53H188ZM207 52H208V51H207ZM210 52H211V51H210ZM60 53H61V52H60ZM199 53H201V52H199ZM218 53H220V52H218ZM61 54H62V53H61ZM61 54H59V55H61ZM108 54H107V55H108ZM189 54H190V53H189ZM189 54H188V55H189ZM194 54H195V53H194ZM194 54H193V55H194ZM197 54H198V53H197ZM197 54H196V55H197ZM62 55H63V54H62ZM62 55H61V57H62V59H64V56H62ZM186 55H187V54H186ZM188 55L185 56V57L187 58ZM193 55H192V56H193ZM202 55H203V54H202ZM207 55L209 56V53H207ZM219 55H221V53H220ZM57 56H58V55L56 54V58H57ZM194 56H195V55H194ZM194 56H193V57H194ZM197 56H198V55H197ZM197 56H196V57H197ZM205 56H206V55H205ZM26 57H28V56H26ZM26 57H25V59H26ZM51 57H52V56H51ZM61 57L58 56L59 59H60ZM201 57H202V56H201ZM214 57L216 58L217 56H214ZM29 58H30V57H29ZM29 58H28V59H29ZM54 58H55V57H54ZM54 58H53V60H54ZM105 58H106V57H105ZM186 58H185V61H188L190 57H188V60H187ZM194 58H195V57H194ZM194 58H193V59H194ZM197 58H200V57H197ZM203 58H204V57H203ZM215 58H214V59H215ZM51 59H52V58H51ZM59 59H57V60L60 61L61 59H60V60H59ZM182 59H184V58H182ZM190 59H191V58H190ZM195 59H196V58H195ZM212 59H213V57H212ZM219 59H222V57H221V58H218V60H219ZM55 60H56V59H55ZM57 60H56V62H57L56 65H58V63H59ZM198 60H199V59H198ZM205 60H206V58H205ZM215 60H216V59H215ZM61 61H62V60H61ZM182 61H183V60H182ZM191 61H193V60L191 59ZM195 61H196V60H195ZM195 61H193V62H194V65H195ZM212 61H213V60H212ZM178 62H180V61H178ZM178 62H177V63H178ZM189 62H190V61H189ZM208 62H209V61H208ZM220 62H221V61H220ZM102 63H103V61H102ZM104 63H105V62H104ZM129 63H130V62H129ZM184 63H185V62H184ZM184 63L182 62L181 64H180V63H178V64H179V66H180V65H182V64H184ZM196 63H197V61H196ZM198 63H200V62H198ZM214 63H216V62L214 61L213 64H214ZM217 63H218V62H217ZM53 64H54V63H53ZM174 64H176V63H173V64H172V65H173V68H174V66H175ZM201 64H202V63H201ZM56 65H55V66H56ZM184 65H185V64H184ZM184 65H183V68H184ZM192 65H193V64H192ZM210 65H211V64H210ZM214 65H216V64H214ZM177 66H178V65H177ZM219 66L221 67V64H220ZM263 66H264V65H263ZM48 67H49V66H48ZM51 67H53V69L55 68L54 65H53V66L50 65V68H51ZM127 67H128V66H127ZM134 67H135V66H134ZM134 67L132 68V72H133V70H135ZM185 67H187V66L185 65ZM202 67H203V66H202ZM206 67H207V66H206ZM135 68H136V67H135ZM173 68L171 69V72H173V71L176 70V69L173 70ZM183 68H182V69H180V68L178 69V68H177V69H178L179 71H180V70L182 71ZM55 69H57V68H55ZM184 69H185V68H184ZM262 69H263V67H262ZM46 70H49V69L47 68ZM67 70L69 71V69H67ZM136 70H137V69H136ZM136 70L134 71V73L136 72ZM206 70H208V69H206ZM218 70H219V69H218ZM218 70H217V71H218ZM54 71H55V70H54ZM73 71H74V70H73ZM169 71H170V70H169ZM183 71H184V70H183ZM185 71H186V70H185ZM259 71H260V70H259ZM44 72H47V71H44ZM63 72H64V73H63V74L61 73L62 75H60V76H62V78H64V76H65L64 74H66V73H65L66 70L63 71ZM76 72H81V71H80V70H79V71H78V70L75 71V72H74L75 75H76ZM171 72L168 73V74H169V77L171 76V75H170ZM210 72H211V71H210ZM134 73H133V74H134ZM176 73H177V71L175 72V75H177V77H179L178 74H176ZM178 73L181 74L182 72H178ZM261 73H262V72H261ZM261 73H260V75H261ZM43 74H44V73H43ZM68 74H69V73H68ZM168 74H167V75H168ZM172 74H173V73H172ZM217 74H218V73H217ZM66 75H67V74H66ZM75 75H74V76H75ZM80 75H81V74H80ZM80 75H79V76H80ZM201 75H202V74H201ZM203 75H205V73H204ZM206 75H207V74H206ZM82 76H83V75H82ZM208 76H209V75H208ZM215 76H216V75H215ZM257 76H258V75H257ZM42 77H43V76H42ZM72 77H73V75H72ZM172 77H173V75H172ZM172 77H171V78H172ZM175 77H176V76H175ZM194 77H195V75H194ZM194 77H193V78H194ZM196 77H198V76H196ZM203 77H204V76H203ZM263 77H264V76H263ZM70 78H71V77H70ZM75 78H76V77H74L73 79H75ZM80 78H81V76H80ZM80 78H79V80H80ZM173 78H174V77H173ZM179 78H180V77H179ZM188 78H189V77H188ZM188 78H187V80H186V77H185L184 79H185L186 81H190V80H188ZM193 78L191 77L190 79L194 80ZM207 78H208V77H207ZM41 79H42V78H41ZM60 79H61V77H60ZM71 79H72V78H71ZM75 80H76V79H75ZM77 80H78V79H77ZM77 80H76V81H77ZM79 80H78V81H79ZM83 80H84V78H83ZM182 80H183V79H182ZM185 80H184V81H185ZM206 80H207V79H206ZM209 80H210V79H209ZM262 80H263V79H262ZM72 81H73V80H72ZM81 81H82V78H81ZM126 81H127V80H126ZM178 81H179V80H178ZM213 81H214V80H213ZM47 82H48V81H47ZM201 82H202V81H201ZM43 83H44V82H43ZM54 83H55V82H54ZM122 83H123V82H122ZM181 83H184V82L182 81ZM188 83H190V82H188ZM188 83H187V84H188ZM45 84H46V83H45ZM50 84H51V83H50ZM59 84H60V83L58 82V85H59ZM185 84H186V82H185ZM41 85H42V82H41ZM48 85H49V84H48ZM56 85H57V84H56ZM58 85H57V86H58ZM123 85H124V84H123ZM189 85H191V84H189ZM207 85H208V84H207ZM207 85H206L205 87H207ZM50 86H52V85H50ZM50 86H49V88H50ZM128 86H129V85H128ZM128 86H127V87H128ZM182 86H183V85H182ZM184 86H186V85H184ZM184 86H183V87H184ZM41 87L43 88V85L40 86L39 88L41 89ZM45 87L48 89V87H47L46 85H45ZM45 87H44V88H45ZM52 87L56 89L55 86H52ZM8 88H9V87H8ZM8 88H6V90H7ZM39 88H38V89H39ZM46 88H45V89H46ZM53 88H52V89H53ZM57 88H58V87H57ZM59 88H60V87H59ZM59 88H58V89H59ZM190 88H191V87H190ZM9 89H10V88H9ZM9 89H8V90H9ZM58 89H56L55 91H54V89H53V93H57V92H58ZM60 89H61V88H60ZM60 89H59V90H60ZM185 89H186V87H185ZM185 89H184V91H187V90H185ZM205 89H206V88H205ZM6 90H5V91H6ZM41 90H42V89H41ZM124 90H125V96H126V95H129L128 93H126V89H124ZM43 91H44V90H43ZM49 91H50V90H49ZM49 91H48L47 93H48V94L50 93V95H51L52 92H49ZM56 91H57V92H56ZM61 91H62V90H61ZM190 91H191V89H190ZM7 92H8V91H7ZM157 92H158V91H157ZM243 92H244V91H243ZM8 93L10 94V91H9ZM8 93H7V94H8ZM41 93H42V91H41ZM123 93H124V92H123ZM3 94H4V92H3ZM58 94H61V93L58 92ZM242 94H243V93H242ZM244 94H245V93H244ZM244 94H243V95H244ZM121 95H122V94H121ZM190 95H193V94H192V91L189 92V99H190ZM2 96L4 97V95H2ZM5 96H6V95H5ZM42 96H43V95H42ZM46 96H47V95H46ZM48 96H49V95H48ZM62 96H63V94H62ZM62 96H60L61 98L59 97V98H60V99H59V100H60V102H59L60 104L62 103L61 101L63 100V99H62ZM123 96H124V94H123ZM158 96H159V95H158ZM98 97H99V95H98ZM192 97H194V96H192ZM192 97H191V98H192ZM1 98H2V97H1ZM6 98H7V97H6ZM100 98H102V97H100ZM100 98H99V100H100ZM3 99H4V98H3ZM43 99H44V98H43ZM126 99H127V98H126ZM155 99H156V98H155ZM157 99L159 100L160 98L158 97ZM189 99H188V100H189ZM64 100H65V99H64ZM64 100H63V101H64ZM93 100H94V99H93ZM144 100H145V98H143V101H144ZM160 100H161V99H160ZM160 100H159V101H160ZM97 101H98V100H97ZM114 101H115V100H114ZM143 101H142V102L140 101L141 104H143ZM156 101H157V100H156ZM0 102H1V101H0ZM2 102H3V100H2ZM100 102H101V101H100ZM115 102H116V101H115ZM140 102H139V103H140ZM170 102H171V101H170ZM3 103H4V102H3ZM30 103H32V102L30 101ZM65 103L67 104V102H64V104H65ZM95 103H96V102H95ZM137 103H138V102H137ZM144 103H147V101L144 102ZM148 103H149V102H148ZM153 103L156 104V102H152V107H153ZM158 103H159V102H158ZM158 103H157V104H158ZM160 103H161V104H165L166 102H165V103L160 102ZM184 103H185V102H184ZM187 103H188V102H187ZM191 103H192V101H191ZM26 104H28V103H26ZM36 104H37V103H36ZM64 104H63V105H64ZM91 104H92V103H91ZM99 104H100V103H99ZM113 104H114V103H113ZM141 104H136V105H138V106L140 105L141 107H143ZM161 104H160V105H161ZM166 104H167V103H166ZM169 104H171V103H169ZM169 104H167V105H168V106H167L168 108L171 106V105L169 106ZM176 104H177V103H176ZM189 104H190V103H189ZM189 104H187V105H188V108H189ZM192 104H193V103H192ZM0 105L2 106V104H0ZM4 105H5V104H4ZM92 105H93V104H92ZM94 105H95V104H94ZM94 105H93V106H94ZM145 105H146V104H145ZM150 105H151V104H150ZM158 105H159V104H158ZM160 105H159V106H160ZM183 105H186V103H185V104H182V108L184 109L186 106L183 107ZM23 106H24V105H23ZM29 106H30V105H29ZM58 106H60V105H57V108H58ZM64 106H65V105H64ZM66 106H67V105H66ZM93 106H91V107H93ZM95 106H96V105H95ZM138 106H136V107H137L136 109H139V110H140L141 107L138 108ZM190 106H191V105H190ZM21 107H22V106H21ZM21 107H19L18 110L21 111V110H22V109H20ZM26 107H28V106H26ZM62 107H63V106H62ZM112 107H114V106H112ZM115 107H116V105H115ZM144 107H147V106H144ZM157 107H158V106H157ZM167 107L165 106V109H163V110L165 111ZM172 107H173V106H172ZM175 107H176V106H175ZM212 107H214V106H212ZM239 107H240V106H239ZM239 107H237V108H239ZM31 108H32V109H33V108L35 109V108H36V105H35V107L32 106ZM54 108H56V107L54 106ZM63 108H64V107H63ZM149 108H150V106H149ZM154 108H155V107L150 108V110H151V109L154 110ZM158 108H159V109H160V108H163V106H162V107H158ZM168 108H167V109H168ZM177 108H178V106H177ZM180 108H181V106L179 107V109H180ZM182 108H181V109H182ZM205 108H206V107H205ZM237 108H236V109H237ZM243 108H244V107H243ZM0 109L4 110L3 108H0ZM24 109H25V106H24ZM24 109H23V110H24ZM27 109H28V108H26L25 110L28 112ZM29 109H30V108H29ZM49 109H50V108H49ZM91 109H92V108H91ZM170 109H173V108L170 107ZM170 109H169V110H170ZM179 109H178V110H179ZM186 109H187V108H186ZM192 109H193V108H192ZM206 109H207V108H206ZM213 109H214V108H213ZM240 109H241V107H240ZM240 109H238L239 111H238V110H237V111L240 112ZM2 110H1V111H2ZM30 110H31V109H30ZM52 110H53V108H52ZM57 110H58V109H56V111H57ZM60 110H61V107H60ZM134 110H135V108H134ZM160 110H161V109H160ZM169 110H166V112H164V113H167V111H169ZM173 110H174V109H173ZM187 110H188V109H187ZM187 110H186V111H187ZM190 110H191V109H190ZM214 110H216V109H214ZM214 110H213V112H214ZM26 111H25V112H26ZM58 111H59V110H58ZM179 111H180V110H179ZM179 111H178V112H179ZM184 111H185V110H184ZM186 111L184 112V113H185L184 115H186V113H187ZM241 111H245V109H244V110L241 109ZM3 112H4V111H3ZM22 112H24V111H21V113H22ZM133 112H136V116L139 115V114L137 115L138 110L133 111ZM159 112H160V111H159ZM176 112H177V111L175 110V113H176ZM191 112H192V110H191ZM210 112H211V111H210ZM21 113H20V114H21ZM48 113L51 114V116H53V115H52L53 112H48ZM54 113H55V112H54ZM168 113H169V112H168ZM180 113H181V111L179 112V114H180ZM215 113H216V112H215ZM16 114H17V113H16ZM23 114H24V113H23ZM23 114H21V115H23ZM134 114H135V113H134ZM182 114H183V113H182ZM236 114H238V113H236ZM2 115H4V114H2ZM17 115H18V114H17ZM21 115H20V116H21ZM176 115L178 116V113H177ZM184 115H183V116H184ZM187 115H188V114H187ZM187 115H186V116H187ZM192 115H193V114H192ZM205 115H206V114H205ZM205 115H204V117H205ZM0 116H1V114H0ZM140 116H142V115H140ZM177 116H176V117H177ZM179 116H180V115H179ZM210 116H211V115H210ZM1 117H2V116H1ZM132 117H133V118H136L135 115H133ZM181 117H182V115H181ZM184 117H185V116H184ZM206 117H207V116H206ZM49 118H50V117H49ZM138 118H139V116H138ZM142 118H143V116H142ZM185 118H186V117H185ZM0 119H1V118H0ZM2 119L4 120L5 118H2ZM2 119H1V120H2ZM77 119H78V118H77ZM101 119L106 120L104 117H103V118H100V120H101ZM140 119H141V118H140ZM140 119H139V120H140ZM177 119H178V121H179V118H177ZM205 119H206V118H205ZM11 120H12V119H11ZM11 120L9 119L8 122H10ZM78 120H79V119H78ZM78 120H77L76 122H78ZM131 120H132V119H131ZM131 120H130V121H131ZM139 120H137V121H139ZM183 120H185V119L183 118ZM206 120H207V119H206ZM5 121H6V120H5ZM74 121H75V120H74ZM133 121L136 122L135 119H133L132 122H133ZM76 122H75V124H76ZM134 122H133V123H134ZM141 122H143L142 119H141ZM180 122H182V121H180ZM206 122H207V121H205L203 124L205 125ZM1 123H3V122L1 121ZM4 123H5V122H4ZM11 123H12V121H11ZM73 123H74V122H73ZM100 123H101V122H100ZM103 123H105V121H104ZM139 123H140V122H139ZM139 123H137V125H138ZM183 123H184V122H183ZM9 124H10V123L7 124V127H8ZM105 124H106V123H105ZM129 124H130V123H129ZM131 124H132V123H131ZM208 124H209V123H208ZM3 125H4V124H3ZM3 125H1V126H3ZM10 125H11V124H10ZM10 125H9V126H10ZM31 125H32V124H31ZM132 125H133V124H132ZM141 125H142V124H141ZM141 125H139V126L141 127ZM1 126H0V127H1ZM5 126H6V124H5ZM100 126H101V124L99 125V127H100ZM135 126H136V124H135ZM165 126H166V125H165ZM185 126H187V125L185 124ZM205 126H206V125H205ZM3 127H4V126H3ZM7 127H6V128H7ZM49 127H50V126H49ZM65 127H67V126H65ZM68 127L70 128V127H74V126H70V125H69ZM99 127L97 126L98 129H99ZM101 127L105 128L106 125H105V127H104L103 124H102ZM131 127H132V126H131ZM136 127H138V126H136ZM136 127H135V128L132 127V128L134 129V132H137V131H135V129H136V130L138 129V128H136ZM166 127H167V126H166ZM182 127H183V126H182ZM187 127H188V126H187ZM201 127H202V125H201ZM8 128H9V127H8ZM106 128H107V127H106ZM145 128H146V127H145ZM203 128H204V127H203ZM203 128H202V129H203ZM27 129H28V128H27ZM63 129H64V128H63ZM71 129L73 130V128H71ZM88 129H90V128H88ZM100 129H101V128H100ZM146 129H147V128H146ZM153 129H154V128H153ZM155 129H156V128H155ZM166 129H167V131L170 130V128H166ZM166 129H165V127H164V131H166ZM168 129H169V130H168ZM179 129H180V128H179ZM179 129H177V131H178ZM182 129H183V128H182ZM182 129H181V130H182ZM67 130H68V128H67ZM184 130H185V129H184ZM31 131H32V130H31ZM70 131H71V130H70ZM86 131H87V130H86ZM90 131H91V129H90ZM92 131H93V130H92ZM92 131H91L90 134H92ZM95 131H96V130H95ZM95 131H94V132H95ZM99 131H100V130H99ZM99 131L97 130V132H99ZM103 131L105 132V130H103ZM130 131H132V130H130ZM146 131L148 132V129H147ZM151 131H152V130L150 129L149 133H150ZM164 131H163V132H164ZM177 131H176V132H177ZM179 131H180V130H179ZM19 132H20V131H19ZM44 132H45V131H44ZM67 132H68V131H67ZM71 132H72V131H71ZM71 132H70V133L68 132V135L71 134ZM94 132H93V133H94ZM118 132H119V131H118ZM118 132H116V135L114 134L115 137L118 135ZM134 132H131V133H133L134 135H136ZM152 132H153V131H152ZM163 132H162V133H163ZM170 132H171V131H170ZM21 133H22V132H21ZM27 133H28V132H27ZM31 133H33V132H31ZM63 133H64V132H63ZM63 133H62V134H63ZM86 133H88V131H87ZM95 133H96V132H95ZM99 133H101V132H99ZM99 133L96 134V135H99V136H97V138H98V137L100 138V134H99ZM129 133H130V132H129ZM131 133H130V134H131ZM145 133H146V132H145ZM149 133H147L148 135H147V134H146V135L149 136ZM162 133H161V134H162ZM165 133H166V132H165ZM177 133H178V132H177ZM183 133H184V132H183ZM183 133H182V134H183ZM15 134L17 135L16 132H15ZM18 134H19V133H18ZM23 134H24V133H23ZM23 134H22V135H23ZM90 134L88 133V135H90ZM153 134H154V135L156 134V131H155V130H154V133H153ZM166 134H167V133H166ZM19 135H21V134H19ZM34 135H35V134H34ZM34 135H33V137H34ZM64 135H66V134H64ZM96 135L93 136V137H94V140H96V139H95ZM101 135H102V134H101ZM119 135L121 136L120 133H119ZM119 135H118V137H120ZM127 135H128V134H126V136H127ZM154 135H153V137H154ZM157 135H158V134H157ZM17 136H18V135H17ZM27 136H29V134H28ZM30 136H31V135H30ZM30 136H29V138H31ZM35 136H36V135H35ZM66 136H67V135H66ZM83 136H84V134H83ZM102 136H103V135H102ZM123 136H124V135H123ZM147 136H146V137H147ZM150 136H151V135H150ZM155 136H156V135H155ZM158 136H159V135H158ZM158 136H156V137H158ZM160 136H161V135H160ZM224 136H225V134H224ZM25 137H26V136H25ZM25 137H24V138H25ZM46 137H47V136H46ZM93 137H92L91 140L89 139V137H87V138L89 139V142H90V141L92 142ZM118 137H117V139H116V138H115V139L118 140ZM128 137L131 138V137H133V135H128ZM156 137H154V139H155ZM164 137H165V135H164ZM164 137H163V139L165 140ZM181 137H182V135H181ZM24 138H23L22 140H24ZM35 138H36V137H35ZM68 138H69V137H66L67 140H68ZM99 138H98V139H99ZM121 138H123V137H121ZM130 138H129V139H130ZM133 138L135 139V137H133ZM16 139L19 140L18 138H16ZM25 139H26V138H25ZM64 139H65V138H64ZM64 139H63V140H64ZM66 139H65V140H66ZM83 139H85L84 141H86V138H85V137H84ZM111 139H112V141H113V138H111ZM111 139H110V141H111ZM124 139H125V138H124ZM127 139H128V138H127ZM134 139H133V141H134ZM157 139H158V138H157ZM159 139L161 140V139H162V136H161ZM181 139H182V138H181ZM181 139H180V140H181ZM235 139H236V138L231 139V141L234 140V142H235ZM17 140H16V141H17ZM22 140H20V141H22ZM27 140H29V139H27ZM30 140H32V139H30ZM35 140H37V139H35ZM69 140H71V139H69ZM130 140H131V139H130ZM130 140H129V142H130ZM150 140H152V137H150ZM164 140H162V141H164ZM177 140L180 141L178 138H177ZM213 140H214V139H213ZM237 140H238V139H237ZM237 140H236V142H238ZM13 141H14L13 144H15V140H13ZM25 141H26V140H25ZM25 141H24V142H25ZM59 141H61V140H59ZM72 141H73V139H72ZM75 141H76V140H75ZM97 141H98V140H97ZM97 141H96V142H97ZM127 141H128V140H127ZM162 141H161V143L163 144L164 142H162ZM178 141H177V142H178ZM181 141H183V140H181ZM217 141H218V140H217ZM222 141H223V140H222ZM24 142H23V145L20 144L21 142H20V143L18 142V143L21 145L20 148H23L22 146H24ZM29 142H30V141H29ZM29 142H28V143H29ZM32 142H33V140H32ZM32 142H31V143H32ZM61 142H62V141H61ZM61 142H60V143H61ZM66 142H67V141H66ZM91 142H90L89 144H91ZM93 142H94V141H93ZM96 142H95V143H96ZM117 142H118V141H117ZM117 142L115 141V143H117ZM119 142H120V141H119ZM122 142H123V140H122ZM122 142H121L122 146L127 145V144H124V143H122ZM129 142H128V143H129ZM131 142H132V141H131ZM131 142H130V143H131ZM149 142H150V141H149ZM151 142H155V141L153 140V141H151ZM213 142H214V141H213ZM215 142H216V141H215ZM224 142H225V141H224ZM226 142H227V141H226ZM234 142H233V144H234ZM5 143H6V142H5ZM18 143L15 144L14 146H15L16 148L19 149V147H17ZM60 143H59V146H60ZM63 143H64V142H63ZM85 143H86V142H85ZM95 143H93L94 146L97 145V144H95ZM110 143H111V142H109V144H110ZM115 143L113 142L112 144H115ZM125 143H126V141H125ZM158 143H159V142H158ZM158 143H157V144H158ZM179 143H180V142H179ZM216 143H217V142H216ZM216 143H214V145H215ZM228 143H229V142H228ZM228 143H226V144H228ZM13 144H11V145L13 146ZM68 144H69V143H68ZM89 144H88V145H89ZM121 144H118V145H121ZM162 144H161V145H162ZM176 144H177V143H176ZM221 144H222V143H221ZM229 144H230V143H229ZM238 144H239V143H238ZM11 145H9V146H11ZM20 145H18V146H20ZM29 145H30V143H29ZM64 145H67V144H64ZM73 145H74V143H73ZM73 145L70 144V145H68V147L70 148V147L72 146V147H75V148H76V146H75V145L73 146ZM86 145H87V143H86ZM93 145H92V146H93ZM115 145H116V144H115ZM154 145H155V144H154ZM158 145H159V144H158ZM214 145H213V147H214ZM217 145H219V144H217ZM235 145H236V144H235ZM26 146H28V145H27V141L25 142V146H24V147H26ZM111 146H112V148L114 147V145H111ZM111 146L109 147V145H108L109 148H111ZM122 146H121V148H122V150H123L124 147H122ZM129 146H131V144L125 146V149H126L127 147H129ZM175 146H176V145H175ZM215 146H216V145H215ZM221 146H223V145H219V147H221ZM230 146H231V145H230ZM230 146H229V147H230ZM3 147H4V146H3ZM5 147H6V146H5ZM55 147H56V146H55ZM64 147L67 148V146H64ZM90 147H91V145H90ZM115 147H116V148H120V147H117V146H115ZM131 147H132V146H131ZM156 147H157V146H156ZM159 147H160V149H161V146H159ZM213 147H212V148H213ZM216 147H218V146H216ZM216 147H215V148H216ZM219 147H218V148H219ZM224 147H225V146H224ZM10 148L12 149V147H9V149H10ZM87 148H89V146L86 147V149H87ZM109 148H107V149L104 148L103 150H105V151L107 152V150H108ZM112 148H111V151H112ZM154 148H155V146H154ZM157 148H158V147H157ZM163 148H164V145H163ZM175 148H176V147H175ZM215 148L212 149L213 152H214V149H215ZM222 148H223V147H221V149H222ZM240 148H241V146H240ZM240 148H237V152H238V149H240ZM13 149H15V148H13ZM23 149H24V148H23ZM26 149H27V148H26ZM54 149L56 150V148H54ZM57 149H58V146H57ZM59 149H60V152H61V150H62L63 148H62V149L59 148ZM71 149H74V148H71ZM71 149H70V150H71ZM90 149H91V148H90ZM92 149H93V148H92ZM125 149H124V150H125ZM131 149H132V148H131ZM173 149H174V148H173ZM216 149H217V148H216ZM219 149H220V148H219ZM221 149H220V150H221ZM229 149H230V151L228 150L229 152L225 155V157L227 156V158H229V157H228V154H229L230 152H231V153H230L231 155H232V154H236V153H232V151L234 150V146L230 147ZM2 150H4V148H2ZM6 150H8V149L6 148ZM63 150H64V149H63ZM70 150H69V151H70ZM75 150H76V149H75ZM97 150H98V149H97ZM97 150H96V151H97ZM103 150H102V151H103ZM124 150H123V151H124ZM127 150H128V149H127ZM135 150H136V149H135ZM156 150H157V149H156ZM158 150H159V149H158ZM158 150H157V151H154V152L157 153ZM167 150H168V149H167ZM21 151H22V150H21ZM57 151H59V150L54 151L52 155H54L55 152H57ZM64 151H65V150H64ZM83 151H84V149H83ZM90 151H91V150H90ZM92 151H93V150H92ZM100 151H101V149H100ZM105 151H104V153H105ZM115 151H116V153L118 152L116 149H115ZM130 151H131V150L129 149V152H130ZM159 151H160V150H159ZM165 151H166V150H165ZM174 151H175V150H174ZM206 151H207V150H206ZM215 151H216V150H215ZM218 151H219V150H218ZM218 151H216V152H217L218 155L220 156V154H219L220 152H218ZM222 151H223V149H222ZM226 151H227V150H226ZM1 152H2V151H1ZM8 152H11V151L8 150ZM8 152H7V153H6V152H2V153H6V155H5V158H4V156L1 157V158H4L3 160L0 158V159H1L0 162L2 161L1 164H0V173H2V172H1V171H2V168H3V166H4L5 164L7 165V162H8V161H9V163H10L11 160L13 161L14 159H16V160L13 161L14 163L11 161V162L13 163L12 168H14V169L17 168L19 165H20V166H19L18 168L20 169L23 165L27 164V162H26L25 164H23V162L26 161V159H24L23 156H22V158H23L24 161L22 160V164H20L19 159H17V156L15 155L16 152L14 153V150H13V152H11L10 154H8ZM22 152L24 153V152H26V151L23 150ZM72 152H73V151H72ZM88 152H89V151H88ZM88 152H87V153H88ZM97 152H98V151H97ZM97 152H96V153H97ZM133 152H134V151H133ZM133 152H132V153H133ZM162 152H163V151H162ZM172 152H173V151H171V153H172ZM211 152H212V151H211ZM213 152H212V153H213ZM234 152H236V151L234 150ZM23 153H21V155H24ZM27 153H28V152H27ZM58 153H59V152H58ZM58 153H57V154H58ZM63 153H64V152H63ZM68 153H70V152H68ZM84 153H86V151H84ZM96 153H95V154H96ZM120 153H121V152H120V150H119V154H120ZM130 153H131V152H130ZM136 153H137V152H136ZM136 153H135V155H136ZM163 153H164V152H163ZM169 153H170V151L168 152V154H169ZM171 153H170V155L173 154V153H172V154H171ZM212 153H211V155H212ZM7 154H8V156H7ZM61 154H62V153H59V155H61ZM64 154H65V153H64ZM64 154H63V155H64ZM97 154H99V155L101 154V155H102L101 152H100V153H97ZM97 154H96V155H97ZM108 154H109V153H108ZM111 154H113V151H112ZM133 154H134V153H133ZM137 154H139V153H137ZM152 154H153V152H152ZM152 154H151V155H152ZM160 154H161V152H160ZM165 154H166V153H165ZM168 154H167V155H168ZM203 154L205 155L206 152L203 153ZM208 154H210V150H209ZM223 154H224V153H223ZM2 155H3V154H2ZM17 155H20V154H17ZM27 155H28V154H27ZM27 155L24 156V157L26 158ZM83 155H85V154L82 153V156H83ZM88 155H89V153H88ZM99 155H98V157H96L97 159H99V157H101V156H99ZM113 155H115V153H114ZM113 155H112V156H113ZM154 155H155V154H154ZM154 155H153L152 158H155L156 156H159V154H157L156 156H154ZM204 155H203V157H204V159H205V157H206L207 155H206V156H204ZM213 155H214V154H213ZM218 155H217V156H218ZM0 156H1V155H0ZM14 156H16V158H14ZM55 156H56V154H55ZM105 156H106V155L104 154V158H105ZM116 156H118V153L116 154ZM116 156H114V158H115ZM130 156H131V155H130ZM130 156H129V157H130ZM208 156L210 157V155H208ZM208 156H207V157H208ZM217 156H215V158H217ZM221 156H222V154H221ZM20 157H21V156H20ZM52 157H53V156H52ZM59 157L61 158V156H59ZM66 157H67V156H66ZM68 157H69V154H68ZM107 157H109V156H107ZM107 157H106V158H107ZM127 157H128V155H127ZM127 157H126V158H127ZM170 157H171V156H170ZM170 157H168L167 160H169ZM212 157H214V156H212ZM222 157H224V155H223ZM225 157H224L223 159H225ZM27 158H28V157H27ZM49 158H50V156H49ZM49 158H48V159H49ZM62 158H64V157H62ZM106 158H105V159H106ZM110 158H111V157H110ZM117 158H118V157H117ZM117 158H115L114 161H110L108 164H112L111 162H114V163L116 162V165H115V166L117 167V161H116ZM136 158H137V157L135 156V159H136ZM138 158H139V156H138ZM158 158H159V157H158ZM218 158H219V157H218ZM46 159H47V158H46ZM66 159H67V158H66ZM70 159H71V157H70ZM87 159H88V158H87ZM87 159H86V161H87ZM94 159H95V157H94L93 159H91V160L94 161ZM97 159H96V160H97ZM130 159L133 161L132 156H131V158H129V160H130ZM39 160H40V159H39ZM56 160H57V158H56ZM56 160H54V163H55ZM83 160H85V159L83 158ZM101 160H103V159H101ZM112 160H113V158H112ZM117 160H118V159H117ZM129 160H128V158H127L126 162L128 161V163H129ZM213 160H214V159H212L211 161H213ZM215 160H216V159H215ZM218 160H219V159H218ZM218 160H217V161H218ZM220 160H221V158H220ZM226 160H227V159H226ZM47 161H48V160H47ZM65 161L67 162V164H70V163H68L67 160H64V162H65ZM92 161H91V162H92ZM97 161H99V160H97ZM97 161H96V163H98ZM155 161H157V160H155ZM155 161H154V163H155ZM181 161H182V160H181ZM181 161H180V162H181ZM187 161H188V160L185 159L183 162L186 163ZM205 161H206V160L203 161V158H202V162H205ZM211 161H210V162H211ZM222 161H223V160H222ZM222 161H221V163H222ZM66 162L64 163L65 165H66ZM94 162H95V161H94ZM99 162H101V161H99ZM106 162H107V160H106ZM126 162H123V165H124ZM149 162H150V160H149ZM183 162H181V163L183 164ZM202 162H201V163H202ZM210 162H209V163H210ZM214 162H215V161H214ZM9 163H8V165H10ZM12 163H11V165H12ZM43 163H44V162H43ZM130 163H131V161H130ZM132 163H134V162H132ZM205 163L207 164V162H205ZM59 164L61 165V163H59ZM90 164H91V163H90ZM92 164H94V163H92ZM92 164L90 165V168L93 167ZM98 164H99V163H98ZM98 164L95 165V167H96V166H99L101 163H100L99 165H98ZM104 164H105V162H104ZM118 164H119V163H118ZM179 164H180V163H179ZM182 164H180V165L182 166ZM189 164H190V163L187 162L186 167H188ZM202 164H203V163H202ZM202 164H201V167H203V168L209 166V164H207L206 166H203L204 164H203V165H202ZM211 164L214 165L213 162H211ZM215 164H216V162H215ZM217 164H220V162L218 161ZM217 164H216V165H217ZM6 165H5V166H6ZM8 165H7V166H8ZM32 165H33V168L31 167V169H30L31 171H32V169H34V167H36V165H35V166H34V164H32ZM50 165H51L52 167H55V166H53V164L49 163V167H50ZM54 165H55V164H54ZM57 165H58V163H57ZM62 165H63V164H62ZM65 165H64V166H65ZM123 165H121V167H123ZM126 165H127V164H126ZM129 165H131V164H129ZM129 165L126 166V167H125V165H124L125 170H124V167H123L122 171H126V168H127V167H130ZM216 165H215V166H216ZM25 166H26V165H25ZM25 166H24V168H26ZM42 166H43V165H42ZM44 166H45V165H44ZM69 166H70V165H69ZM132 166H133V165H131V167H132ZM149 166H151V164H150ZM211 166H212V165H210V167H211ZM215 166H213V167L215 168ZM52 167H51V172L53 173V171H52ZM66 167H68V165H67ZM116 167H115L114 171L116 170ZM183 167H185L184 164H183ZM186 167H185V168H186ZM190 167H191V166H190ZM190 167H188V169H189ZM9 168H10V167H9ZM9 168H8V169H9ZM12 168H11V169H12ZM45 168H46V167H45ZM58 168H59V165H58L56 170H59V169L62 168V167H60L59 169H58ZM208 168H209V167H208ZM19 169H18V170H19ZM38 169H39V168H38ZM42 169H43V168H42ZM64 169H65V167H64ZM81 169H82V168H81ZM81 169H80V170H81ZM88 169H89V168H87V170H88ZM92 169H93V168H92ZM97 169H98V168H97ZM97 169H96V170H97ZM101 169H103L102 166L100 167L99 170H101ZM111 169H113V167L110 168L109 171H111ZM127 169H128V170H129V169L132 170L131 168H127ZM182 169H183V168H182ZM3 170H4V169H3ZM6 170H7V169H6ZM18 170H17V171H18ZM20 170H21V169H20ZM48 170H49V169H47V171H48ZM53 170H55V169H53ZM89 170H90V169H89ZM93 170H94V169H93ZM99 170H98V171H95V170H94V171H95V172H99L98 174H102L103 172H101V171H99ZM128 170H127V171H128ZM186 170H187V169H186ZM204 170H205V169H204ZM204 170H201V171H204ZM206 170H207V168H206ZM206 170H205V171H206ZM209 170H210V169H209ZM212 170H213V169H212ZM9 171H10V170H9ZM15 171H16V170H15ZM33 171H34V170H33ZM33 171H32V173H33ZM35 171H36V170H35ZM39 171H40V170H39ZM59 171H60V170H59ZM114 171H111V172H113L112 175L116 172V171H115V172H114ZM187 171H188V170H187ZM4 172H5V171H4ZM13 172H14V170H13ZM19 172H20V171H18V173H19ZM29 172H30V171H29ZM43 172H44V171H43ZM43 172H42V173H43ZM48 172H49V171H48ZM54 172H55V171H54ZM62 172L65 174L64 171H62ZM62 172H58V173L60 174V173H62ZM74 172H75V171H74ZM77 172H79V168H78ZM77 172H76V173H77ZM90 172H91V170H90ZM90 172H88V173L90 174ZM100 172H101V173H100ZM130 172H131V171H129V173H128V172H127V173L130 175ZM184 172H185V171H184ZM210 172H211V170L209 171V174H210ZM251 172L254 173V171H251ZM5 173H7V172H5ZM9 173H10V172H9ZM18 173L15 172L14 174H18ZM36 173H37V172H35L34 174H36ZM38 173H40V172H38ZM42 173H41V174H42ZM46 173H47V172H46ZM58 173H57V174H58ZM85 173H86V170H85ZM116 173H117V172H116ZM116 173H115V174H116ZM124 173H125V172H124ZM255 173H256V170H255ZM10 174H12V173H10ZM10 174H9V175H10ZM14 174H12V175L14 176ZM27 174H28V173H27ZM27 174H26V176H27ZM30 174H31V172H30ZM50 174H51V173H50ZM53 174H54V173H53ZM59 174H58V176H59ZM80 174H81V176H84V175H85L84 173H83V175H82V173H80ZM86 174H87V173H86ZM92 174H93V173H92ZM110 174H111V173H110ZM115 174H114V175H115ZM122 174H123V173H122ZM128 174H127V176H128ZM201 174L203 175V172H201ZM201 174H200V175H201ZM205 174H206V172H205ZM28 175H29V174H28ZM44 175H45V174H44ZM51 175H52V174H51ZM60 175H61V174H60ZM69 175H70V174L68 173V176H69ZM77 175L79 176V174H77ZM87 175H88V174H87ZM117 175H118V174H117ZM117 175H116V176H117ZM125 175H126V174H125ZM163 175H164V174H163ZM200 175L198 176L199 178H200ZM202 175H201V176H202ZM249 175H250V174H249ZM2 176L7 177V176H5V174L2 175ZM2 176H1V177H2ZM16 176H19V175H16ZM37 176H38V175H37ZM37 176H35V177H37ZM42 176H43V174H42ZM48 176H49V175H48ZM65 176L67 177L66 174H65ZM65 176H64V177H65ZM70 176H71V175H70ZM85 176H86V175H85ZM85 176H84V177H85ZM89 176H90V175H89ZM89 176H88V177H89ZM98 176L101 177V175H98ZM107 176H108V175H107ZM109 176H110V175H109ZM116 176H115V178H118L119 176H122V175H121V173H120V175H119L118 177H116ZM169 176H170V175H169ZM252 176H255V174H253ZM9 177L11 178V176H9ZM32 177H33V176H29V179H31ZM51 177H52V176H51ZM59 177H61V176H59ZM59 177H58V178H59ZM84 177H82V178H84ZM91 177H92V176H91ZM111 177H112V176H111ZM123 177H125V176H123ZM163 177H164V176H163ZM202 177H203V176H202ZM247 177H249V176H247ZM255 177H256V176H255ZM7 178H8V177H7ZM44 178H46V176H45ZM67 178H68V177H67ZM70 178H71V177H70ZM80 178H81V177H80ZM82 178H81V180H82ZM92 178H93V177H92ZM92 178H91V180H92ZM94 178H97V177H94ZM94 178H93V179H94ZM115 178H114V179H115ZM168 178H169V177L166 176V180H168L167 183L169 182V179H170V178H169V179H168ZM203 178H204V177H203ZM203 178H202V180H203ZM251 178H253V177H251ZM3 179H4V178H3ZM12 179H13V177H12ZM15 179H16V178H14V180H15ZM38 179H42V178H38ZM47 179H48V178H47ZM51 179H52V178H50L49 180H51ZM54 179H55V178H54ZM85 179H86V178H85ZM89 179H90V178H89ZM89 179H88V180H89ZM100 179H101V178H100ZM110 179H111V178H110ZM120 179H121V177H120ZM120 179L118 178V180H120ZM200 179H201V178H200ZM200 179H198L199 181H197V182H200ZM34 180H35V179H34ZM49 180H48V181H49ZM52 180H53V179H52ZM52 180H51V181H52ZM64 180H65V179H63V181H64ZM81 180H80V182H81ZM86 180H87V179H86ZM95 180H96V179H95ZM115 180L118 181L117 179H115ZM123 180H124V179H123ZM123 180H122V181H119V183L116 182V184H118V186H119V187L117 188L116 192L118 191L119 188H124V187H125V188L128 189L129 186H128V187H126L127 185L124 186V182H123ZM166 180H165V181H166ZM196 180H197V179H196ZM248 180H249V178H248ZM253 180H254V179H253ZM0 181H4V180L0 179ZM40 181H43V180H40ZM40 181H39V182H40ZM48 181H47V182H48ZM58 181H59V180H58ZM70 181H71V180H70ZM70 181H68V179H66L65 182H70ZM82 181L84 182V180H82ZM97 181H99V179H97ZM97 181H95L94 183H96ZM101 181H102V180H101ZM101 181H100V182H101ZM110 181H111V180H110ZM112 181H114V180H112ZM203 181H204V180H203ZM203 181H202V182H203ZM206 181H207V180H206ZM251 181H252V179H251ZM10 182H11V180H10ZM44 182H46V180H44ZM52 182H53V181H52ZM61 182H62V181H61ZM65 182H63L62 184H64ZM78 182H79V180H78ZM78 182H77V183H78ZM85 182H86V181H85ZM89 182H90V181H89ZM106 182H107V181H106ZM106 182H105V183H106ZM108 182H109V180H108ZM108 182H107V184H108ZM127 182H128V181L126 180V183H127ZM194 182L196 183L195 180H194ZM194 182L192 183V184H193V188H194V189H193L194 194H193V192H192V194H193V196H195V195L198 196V194H197V189H198V188H196V185H197L198 183H197L196 185H194V184H195ZM248 182H250V181H248ZM248 182H247V183H248ZM5 183H6V182H5ZM8 183H9V181L6 183V185H5L6 187L8 186V185H7ZM12 183H15V182H13V180H12ZM34 183H35V182H34ZM34 183H33V184H34ZM36 183H37V181H36ZM48 183H50V182H48ZM101 183H102V182H101ZM101 183H100V185H101ZM110 183L112 184L113 182H110ZM114 183H115V182H114ZM250 183H252V182H250ZM10 184H11V183H10ZM51 184H53V183H51ZM59 184H60V182L58 183V185H59ZM78 184H79V183H78ZM80 184H82V185L84 186L83 183H80ZM88 184H89V183H88ZM92 184H93V183H92ZM92 184H91V185H92ZM96 184H99V182H97ZM107 184H106V185H107ZM111 184H110V185H111ZM192 184H191V185H192ZM200 184H202V183H200ZM0 185H3V184H0ZM13 185H14V184H13ZM40 185H41V184H39L38 186L41 188V186H43L44 184L42 183V185H41V186H40ZM56 185H57V183H56ZM93 185H95V184H93ZM93 185H92V186H93ZM100 185H99V186H100ZM108 185H109V184H108ZM108 185H107V186H108ZM110 185H109L108 187H109V188H113L112 186H113L114 184H113L111 187H110ZM129 185H130V183H129ZM163 185H164V187H166V186H165L166 184H163ZM182 185H183V184H182ZM186 185H188V184H186ZM186 185H185V186H186ZM36 186H37V185H36ZM36 186H34V187H36ZM38 186H37V188H38ZM44 186H45V185H44ZM60 186H62V185H60ZM60 186H59V188L61 189ZM64 186H67V184H66V185L64 184ZM78 186H79V185H78ZM83 186H82V187L79 186L81 190H84V189H85V188L83 189ZM95 186H97V187L95 188ZM95 186H93V187H94L95 189H97V188H98V185H95ZM114 186H115V185H114ZM116 186H117V185H116ZM123 186H124V187H123ZM198 186H199V185H198ZM45 187H46V186H45ZM50 187H51V185H50ZM55 187H57V186H55ZM67 187H68V186H67ZM75 187H76V189H77V185H75ZM105 187H106V186H105ZM108 187L106 188V190L109 189ZM160 187H161V186H160ZM164 187H163V188H164ZM187 187H188V186H187ZM187 187H186V188H187ZM1 188H2V186H1ZM1 188H0V189H1ZM4 188H5V187H4ZM10 188H11V186H10ZM51 188H53V187H51ZM94 188H92V189H94ZM125 188H124V189H125ZM163 188H161V189L163 190ZM178 188L180 189L181 186H178ZM183 188H184V187H183ZM199 188H200V187H199ZM201 188H202V186H201ZM210 188H211V187H210ZM11 189H12V188H11ZM35 189H36V188H35ZM35 189L32 187L33 193H34V190H35ZM53 189H54V188H53ZM90 189H91V188H90ZM90 189H89V190H90ZM114 189H116V188H114ZM124 189H122V190H124ZM127 189H126V191L129 192L130 190L128 191ZM129 189H130V187H129ZM179 189H178V191L176 190L178 193H179V191H181V190H179ZM190 189H191V188H190ZM216 189H217V188H216ZM216 189H215V191H216ZM223 189H224V188H223ZM1 190H2V189H1ZM4 190H5V189H4ZM6 190H9V189L6 188ZM38 190H40V192H39V193L36 192V194H37V193H38V194L35 195L36 197H34V198H35V204H36V205H37V204H40L42 201L44 202V200H45L49 195H50V197H51V195H52V194H48L49 191L47 192V190H49V186H48V189H47V187H46V188H42V189H39V188H38ZM50 190H52V189H50ZM78 190H79V188H78ZM104 190H105V189H104ZM120 190H121V189H119V192L122 193V191H120ZM159 190H160V189H159ZM185 190H186V189H185ZM185 190L183 189L182 193H183ZM199 190H200V189H199ZM208 190H209V189H208ZM9 191H11V190H9ZM35 191H37V190H35ZM52 191H53V190H52ZM52 191H50V193H51ZM58 191H59V189H58ZM58 191H55V194H57L56 192H58ZM75 191H76V190H75ZM75 191H74V192H75ZM79 191H80V190H79ZM79 191H76L75 193H77V192H79ZM95 191H96V190H94V192H95ZM114 191H115V190H114ZM124 191H125V190H124ZM124 191H123V192H124ZM126 191L124 192L125 194H127ZM186 191H187V190H186ZM210 191H211V190H210ZM210 191L207 192V196H206V198L209 196L208 193H209ZM220 191H221V190H220ZM222 191H224V190H222ZM222 191H221V193H223ZM61 192H62V191H61ZM80 192H81V191H80ZM80 192H79V194H78L79 196L82 195V194H80ZM92 192H93V190L90 191L89 194H90V193L93 194ZM99 192H100V191H99ZM105 192H108V191H105ZM110 192H111V191L108 192V194H110V195L114 193V192H113V193H112V192L110 193ZM116 192H115V193H116ZM156 192H159V191H158V190L155 191V194H156ZM160 192H161V190H160ZM160 192H159V193H160ZM173 192H174V193H171V195L174 194V195L177 196V194H175V190H174ZM190 192H191V190H190ZM213 192H214V191H213ZM3 193H4V192H3ZM5 193H6V191H5ZM27 193H28V191H27L25 194H26V195H31V193H29V194H27ZM52 193H53V192H52ZM75 193H74V195H75ZM102 193H103V192H102ZM102 193H101V194H102ZM159 193H157V194H159ZM186 193L189 194L188 192H186ZM198 193H199V191H198ZM210 193H211V192H210ZM22 194H24V192H22ZM61 194H62V193H61ZM71 194H72V192H71ZM122 194H123V193H122ZM125 194H124V195H125ZM147 194H148V193H147ZM157 194H156V196H157ZM190 194H191V193H190ZM199 194H200V193H199ZM205 194H206V193H205ZM211 194H212V193H211ZM216 194H217V191H216ZM216 194H214V196H215ZM8 195H9V194H8ZM32 195H33V194H32ZM46 195H47V197H46ZM53 195H54V194H53ZM57 195H58V194H57ZM64 195L66 196V194H64ZM76 195H77V194H76ZM76 195H75V197H76ZM95 195L97 196V194H95ZM106 195H107V194H106ZM106 195L103 194V197H105ZM114 195H115V194H114ZM117 195H118V194L116 193V196H117ZM145 195H146V194H145ZM160 195H162V193H161ZM160 195H158V196L160 197ZM200 195H201V194H200ZM202 195H203V192H202ZM2 196H3V195H2ZM2 196H0V197H2ZM59 196H60V193H59ZM68 196L70 197V194H69ZM72 196H73V195H72ZM79 196H78V197H79ZM89 196L92 197V195H89ZM96 196H95V198H96ZM108 196H109V195H108ZM111 196H112V198L114 197V199H115V196H113V195H111ZM121 196H123V195L120 194V197H121ZM151 196H152V194H151ZM176 196H175V199H177ZM180 196H182V195H180ZM193 196H192V198H193ZM3 197H4V196H3ZM21 197H22V196H21ZM23 197H24V196H23ZM27 197H28V196H27ZM45 197H46V198H45ZM53 197H54V196H53ZM53 197H52V198H53ZM56 197H58V196H56ZM60 197H61V200H62V196H60ZM60 197H59V198H60ZM78 197H77V198H78ZM144 197H146V196H144ZM149 197H150V196H149ZM185 197H186V196H185ZM187 197H188V198H191V196H188V195H187ZM187 197L184 199V196H183V198H181V199H184L185 201H187V200H186ZM198 197L202 198V196H198ZM198 197H197V200H196L195 197H194L195 199H194V198H193V199H190L191 201H188V203H189V202L191 203L192 200H193V201H195V200L198 201ZM6 198H7V197H6ZM17 198H18V197H17ZM25 198H26V197H25ZM44 198H45V199H44ZM59 198H58V199H59ZM64 198H65V197H64ZM67 198H68V197H66V199H65L64 201H67ZM72 198L75 199L74 197H72ZM72 198H71V199H72ZM93 198H94V197H92V199H93ZM107 198H108V197L106 196V200H107ZM112 198H111V201H110V202H113V201H114ZM118 198H119V197H118ZM118 198L116 197V200H118ZM157 198H158V197H156L155 200H156ZM200 198H199V199H200ZM1 199H2V198H1ZM3 199H4V198H3ZM19 199H21V198H19ZM31 199H32V198H31ZM49 199H50V198H49ZM49 199H48V200H49ZM56 199H57V198H56ZM68 199H69V198H68ZM87 199H88V198H87ZM144 199L146 200L147 197L144 198ZM169 199H170L169 202H171V201L173 200V199H172V196H171L170 198H168V200H169ZM179 199H180V198H179ZM181 199H180V202H179V203H181V202L183 201V200H181ZM6 200H7V199H6ZM25 200H28V199H24V201H25ZM52 200H53V199H52ZM106 200L103 199L102 201L104 202V201H106ZM112 200H113V201H112ZM148 200H152V198H151V199L149 198ZM158 200H159V199H158ZM203 200H204V196H203ZM3 201H4V200H3ZM3 201L1 200L2 203H3ZM17 201H18V199L16 200V202H17ZM45 201H46L45 203H48V202H47V199H46ZM49 201L51 202V200H49ZM64 201H63V202H64ZM89 201H90V199H89ZM91 201H92V200H91ZM94 201H95V199H94ZM100 201H101V200H100ZM107 201H108V200H107ZM107 201H106V202H107ZM119 201H120V200H119ZM142 201H143V200H142ZM173 201H174V200H173ZM173 201H172V202H173ZM177 201H178V200H175L176 203H177ZM200 201H201V199H200ZM200 201H199V202H200ZM207 201L210 202V198H208ZM4 202H5V201H4ZM13 202H14V200H13ZM18 202H19V201H18ZM18 202H17V203H18ZM22 202H23V201H22ZM22 202L20 201L19 203L22 204ZM32 202H33V201H32ZM50 202H49V204H50ZM53 202L56 203L57 201L55 202V201L53 200ZM69 202H70V200H69ZM78 202H79V204H82V203H80L81 200H80V201L78 200ZM103 202H102V207H103V204H104V205H107V204H105L106 202H105V203H103ZM146 202H147V201H146ZM149 202H150V204H151V201H149ZM155 202H156V201H155ZM172 202H171V203H172ZM175 202H174V203H175ZM201 202H202V201H201ZM203 202H204V204H205V200H204ZM209 202H206V203L208 204ZM14 203H15V202H14ZM14 203H13V204H14ZM54 203H53V204H54ZM57 203H58V202H57ZM66 203H67V202H65V204H66ZM71 203H72V200H71ZM88 203H89V202H87V204H88ZM92 203H93V202H92ZM94 203H96V202H94ZM113 203H114V202H113ZM119 203H120V202H119ZM119 203H118V204H119ZM134 203H135V202H134ZM141 203H142V202H141ZM141 203H140V204H141ZM143 203H144V205H145V201H144ZM147 203H148V202H147ZM153 203H154V202H153ZM162 203H163V201H162ZM174 203H173V204H174ZM176 203H175V204H176ZM183 203H184V202H183ZM183 203H182V204H183ZM190 203H189V205L194 204V203H191V204H190ZM196 203H198V202H196ZM210 203H212V200H211ZM3 204H4V203H3ZM27 204H28V203H27ZM27 204H26V205H27ZM29 204H30V203H29ZM58 204H59V203H58ZM58 204H57V205H58ZM72 204H73V203H72ZM72 204H71V205H72ZM77 204H78V203H77ZM90 204H91V203H90ZM100 204H101V203H99V205H100ZM111 204H112V203H111ZM118 204H117V205H118ZM150 204H148V206H149ZM163 204H164V203H163ZM166 204H167V206H169V207L173 206L172 208H175L174 206H176V205H173V204H172V205H168L169 203H166V202H165L164 205H166ZM207 204H206V205H207ZM212 204H213V203H212ZM41 205H42V204H41ZM44 205H47V204H44ZM59 205H60V206L62 205L61 201H60V204H59ZM63 205H64V204H63ZM63 205H62V206H63ZM71 205H70V206H71ZM85 205H86V204H85ZM88 205H89V204H88ZM91 205H92V204H91ZM91 205H90V206H91ZM109 205H110V203H109ZM112 205H113V204H112ZM117 205H116V207H117ZM119 205H120V204H119ZM119 205H118V207H119ZM131 205H132V204H131ZM137 205H138V203H137ZM152 205H153V204H152ZM152 205H150V206L152 207ZM183 205H186V204H183ZM187 205H188V204H187ZM187 205H186V206H187ZM3 206H6V203H5V205H3ZM21 206H22V205H20V207H21ZM32 206H34V204H33ZM39 206H40V205H39ZM39 206H37V209H38ZM47 206H48V205H47ZM51 206H52V205H51ZM51 206H48V207H51ZM73 206H74V205H73ZM77 206H78V205H77ZM77 206L74 207V208L77 209ZM80 206H81V205H80ZM100 206H101V205H100ZM122 206H123V205H122ZM133 206H135V204H133ZM133 206H132V207H133ZM140 206L142 207V205H140ZM145 206L148 207L147 205H145ZM145 206H143V209H144ZM167 206H163V207H167ZM194 206H195V205H194ZM208 206H209V204H208ZM211 206H212V205H211ZM211 206H210L209 208H211ZM24 207H25V206H24ZM24 207H22V208H24ZM27 207H28V206H27ZM35 207H36V206H35ZM43 207H45V206H43V205H42V207L40 206L41 209H43ZM56 207L58 208V206H56ZM66 207H67V206H66ZM66 207H65V209H66V211H67V208H69V205H68L67 208H66ZM86 207H87V205H86ZM102 207H101V208H102ZM120 207H121V206H120ZM120 207H119V208H120ZM160 207H161V206H160ZM183 207H184V206H183ZM1 208L3 209L2 205H1ZM1 208H0V211H1ZM6 208H7V207H6ZM11 208H13V207H11ZM14 208H15V207H14ZM57 208H56V209H57ZM63 208H64V207H63ZM63 208H62V209H63ZM74 208L71 207V209H73V210H74ZM81 208H84V207H80L79 209H81ZM88 208H89V207H88ZM110 208H111V205H110ZM110 208H107L106 211H108ZM113 208H114V206H113ZM113 208H112V209H113ZM121 208H123V207H121ZM121 208H120V209H121ZM127 208H128V206H127ZM130 208H131V207H130ZM135 208H138V207L135 206ZM135 208H132V210H134ZM158 208H159V207H158ZM158 208H156V211L158 210ZM167 208H168V207H167ZM176 208H178V207H176ZM179 208H181V206H179ZM184 208H186V207H184ZM188 208H189V207H187L186 209H188ZM17 209H18V208H17ZM33 209H34V208H33ZM37 209H36V210H37ZM44 209H45V208H44ZM44 209H43V210H44ZM46 209H47V211H50V209H48V208H46ZM60 209H61V208L59 207L58 210H60ZM86 209H87V208H86ZM89 209H91V207H90ZM114 209H115V208H114ZM123 209H124V208H123ZM128 209H129V208H128ZM128 209H127V211H128ZM154 209H155V208H154ZM203 209H207V207H206V208H202V210H203ZM211 209H212V208H211ZM213 209H214V208H213ZM12 210H13V209H11V210L9 209V211L6 210L5 212H10V211H12ZM20 210H21V209H20ZM36 210H35V211H36ZM73 210H72L71 213H73ZM95 210H96V209H95ZM95 210L93 209V211H95ZM116 210H117V209H116ZM135 210H136V209H135ZM135 210H134V211H135ZM138 210H139V209H138ZM148 210H149V208H148ZM159 210H160V209H159ZM159 210H158V211H159ZM174 210H175V209H174ZM174 210H173V211H174ZM177 210H180V209H176V211H177ZM2 211L4 212V210H2ZM23 211H24V210H23ZM39 211H40V209H39ZM44 211H46V210H44ZM47 211L44 212L45 215L48 213ZM66 211H65V213H66ZM68 211H69V210H68ZM74 211H75V210H74ZM84 211H85V209H84ZM84 211H82V212H84ZM93 211L91 210V215H92V213H93V214L95 213V212H93ZM109 211H110V210H109ZM111 211H112V210H111ZM111 211H110V213H109V212H108V213H109L111 216H114L115 213L112 215V212H113V211H112V212H111ZM119 211H120V210H119ZM134 211H132V212H134ZM141 211H142V209H141ZM170 211H171V210H170ZM187 211H188V210H187ZM204 211H205V210H204ZM204 211H203V212H204ZM207 211H209V209H208ZM207 211H206V212H207ZM211 211H212V210H211ZM5 212H4V213H5ZM12 212H13V211H12ZM18 212H19V209H18L17 213H15V215L18 214ZM24 212H25V211H24ZM24 212H23V213H24ZM28 212H29V211H28ZM31 212H32V211H30L29 214H30ZM50 212H51V211H50ZM55 212H56V211H55ZM62 212H63V210H61L60 214H63ZM75 212H78V211H75ZM79 212H80V210H79ZM86 212L88 213V216H87V218H88L90 214H89L88 210H86V211L84 212V214H85ZM114 212H115V210H114ZM145 212L147 213V209H146ZM181 212H182V211H181ZM181 212H180V214H181ZM183 212H184V211H183ZM10 213H11V212H10ZM10 213H7V215L10 214ZM21 213H22V212H21ZM42 213H43V212H42ZM56 213H58V212H56ZM65 213H64L63 215H66ZM87 213H86V214H87ZM105 213H106V212H105ZM108 213H107V215H108V217H109V214H108ZM117 213H118V211H117ZM124 213H125V212H124ZM127 213H128V212H127ZM127 213H126L125 216L122 215V217L124 216L125 219H126V217L128 218V215H129V214H127ZM135 213H136V212H135ZM135 213H134V215H135ZM137 213H138V211H137ZM143 213H144V212H143ZM143 213L141 212V215H142ZM146 213H145V214H146ZM155 213H156V216H159L158 214H159L160 212H159L158 214H157V212H155ZM171 213H172V212H171ZM171 213H170V214H171ZM186 213H187V212H186ZM204 213H205V212H204ZM25 214H26V213H25ZM33 214H34V213H33ZM36 214H39V212H38V213L36 212ZM40 214H41V213H40ZM60 214H59V215H60ZM118 214L120 215V213H118ZM118 214H116V215H118ZM121 214H122V213H121ZM145 214H144V216H146ZM173 214L175 215V213H173ZM173 214H172V217H173ZM205 214H206V216H207L208 213H205ZM205 214H203V215H205ZM209 214L211 215V213H209ZM12 215H13V214H11V216H12ZM41 215H42V214H41ZM49 215H50V214H47V218H48ZM53 215H54V216H53ZM69 215H71V214H69ZM69 215L66 216V217H68V219H69L71 216L76 215V213H75V214H72L70 217H69ZM101 215H103V214H101ZM101 215H99V216H101ZM116 215H115L114 217H116ZM132 215H133V214H132ZM134 215H133V216H134ZM136 215H137V214H136ZM183 215H184V214H183ZM5 216H6V214H5ZM22 216H25V215L23 214ZM38 216H39V215H38ZM51 216H53V217H51ZM51 216H50L51 219L49 218L50 220H52L51 222H54V220L56 221V220L58 219V218L55 217L56 215H55L54 213L51 214ZM57 216H58V214H57ZM82 216H83V215H82ZM92 216H93V215H92ZM138 216H139V215H138ZM144 216H141V217L139 216V218L141 219V218L143 217L142 219L144 220V219L146 218V217H144ZM154 216H155V214H154ZM154 216L152 215V218H151L152 220H153V217H154ZM176 216H177V214H176ZM13 217H14V216H13ZM18 217H19V216H18ZM31 217H33V216H31ZM35 217H36V219H37V215H36ZM39 217H40V216H39ZM43 217H44V216H43ZM43 217H41V218H43ZM61 217H62V216H61ZM64 217H65V216H64ZM64 217H63V218H64ZM84 217H85V216H84ZM108 217L106 216V218L109 219V220L114 219V217H111V219L108 218ZM118 217H119V216H118ZM122 217H120L121 220H119V219L117 220V218H116V220L121 222V221H122ZM124 217H123V218H124ZM131 217H132V216H131ZM169 217H170V215H169ZM169 217H167L168 220L172 218V217H171V218H169ZM174 217H175V216H174ZM179 217H180V216H179ZM183 217H184V219H185V217H186V219L188 218L187 215H186V216H183ZM210 217H211V216H210ZM210 217H209V215H208L207 219L210 218ZM1 218L3 219V216H1ZM1 218H0V220H1ZM19 218H20V217H19ZM19 218H17V220H19ZM26 218H27V220H28V217H26ZM47 218L45 217V218H44L45 220L43 219V221L46 222ZM52 218H54V220H53ZM55 218H56V219H55ZM71 218H72V219H70V220H73V219H74V216L71 217ZM82 218H83V217H82ZM87 218H85V219H87ZM96 218H97V221H100V220H101V219L98 218V217H96ZM155 218H156V221H154V222L156 223L158 217H154V220H155ZM4 219H5V218H4ZM4 219H3V220H4ZM6 219H7V218H6ZM6 219L4 220V223H3L2 221H0V223L2 222L3 224H5L6 221L9 220V219H8V220H6ZM10 219H11V218H10ZM12 219H13V218H12ZM15 219H16V218H15ZM22 219H23V218H22ZM38 219L40 220V218H38ZM68 219L66 218V224H67V222L69 221ZM98 219H100V220H98ZM125 219H123V220H125ZM151 219H150V220H151ZM186 219H185V221H186ZM13 220H14V219H13ZM17 220L15 221L16 223H18ZM27 220H26V222H27V224H28L29 222H28ZM29 220H30V219H29ZM31 220H32V219H31ZM34 220H35V219H33V221H34ZM59 220H60V219H59ZM61 220H62V219H61ZM61 220H60V221H61ZM63 220H64V219H63ZM63 220H62V221H63ZM67 220H68V221H67ZM87 220H90V219H87ZM91 220H92V219H91ZM91 220H90V221H91ZM94 220H95V219H94ZM126 220H127V219H126ZM129 220H130V219H129ZM129 220H128V221H129ZM168 220H166V222H167ZM174 220L176 221L177 219L174 218ZM178 220H179V219H178ZM181 220H182V217H181ZM205 220H206V219H205ZM11 221H12V220H11ZM11 221H10V224L13 222V221H12V222H11ZM41 221H42V220H41ZM57 221H58V220H57ZM60 221L56 222L55 225L52 223V224L55 226V227H54V229H55L54 232L56 233V234H54L55 236L57 235L58 232H60V229H61V222H62V221H61V222H60ZM82 221H83V220H82ZM97 221H96V223H97ZM103 221H104V220H103ZM140 221H141V223H142V220H140ZM185 221H182V222L185 223ZM187 221H188V219H187ZM187 221H186V223H188ZM21 222H22V221H21ZM26 222H23V223H26ZM47 222H48V221H47ZM47 222H46V223H47ZM69 222L71 223V221H69ZM72 222H73V221H72ZM101 222H102V221H101ZM101 222H98V223H101ZM106 222H107V221H106ZM114 222H115V221H114ZM114 222H113V224H114ZM120 222L115 223V224H119ZM145 222H146V219L144 220V223H145ZM166 222H165V223H166ZM19 223H20V222H19ZM31 223H32V222H31ZM41 223L43 224V222H41ZM62 223H63V222H62ZM80 223H81V222H80ZM104 223H105V222H104ZM126 223H127V221H126ZM126 223H125V224H126ZM139 223H140V222H139ZM141 223H140V224H141ZM144 223H143V224H144ZM150 223H151V222H150ZM152 223H153V221H152ZM152 223H151V225H152ZM167 223H168V222H167ZM167 223H166L165 225H166V226L169 225L168 227H166V226L164 225L166 228H168L167 230H169V227H170V230H172V229H173L172 226H176V222L174 223L172 220H170V222H169L168 224H167ZM186 223H185V224H186ZM3 224H2V225H3ZM12 224H13V223H12ZM12 224H11V225H12ZM27 224H26V225H27ZM29 224H30V223H29ZM32 224H34V223H32ZM44 224H45V223H44ZM44 224H43V225H44ZM49 224H50V222L48 223V225L45 224L43 227H45V226L47 225V228H48ZM71 224H72V223H71ZM85 224H86V223H84V221H83V225H82V226L85 227V226H84ZM87 224H90V223L88 222ZM91 224H95V221H94L93 223H91ZM91 224L89 225L90 227L86 225V227L88 228V230H89V228H90V230H91ZM101 224H102V223H101ZM113 224H112V225H113ZM115 224H114V225H115ZM122 224H124L123 221H122ZM122 224H120L119 226H124V225H122ZM173 224H175V225H173ZM185 224H184V225L182 224V225L185 226ZM6 225H7V223H6ZM16 225H19V226H20V224H15V226H16ZM53 225L50 224V227H51V226L53 227ZM96 225H98V224H96ZM96 225H94V227H95ZM102 225H104V224H102ZM141 225H142V224H141ZM149 225H150V224H149ZM151 225H150V226H151ZM154 225H155V224H154ZM7 226H10V225L8 224ZM21 226H23V224H21ZM21 226H20V227H21ZM24 226H25V224H24ZM24 226H23V227H24ZM28 226H29V225H28ZM30 226H31V225H30ZM30 226H29V227H30ZM33 226H34V225H32L31 228H32ZM38 226H40V225H38ZM38 226H37V227H38ZM62 226H63V224H62ZM68 226H69V225H68ZM75 226H77V225H75ZM80 226H81V225H80ZM82 226H81V227H82ZM92 226H93V225H92ZM99 226H101V225H99ZM99 226H96L95 228H97V227L99 228ZM132 226L134 227L135 225H131V227H132ZM137 226H138V223L136 224L135 227H137ZM144 226H145V225H144ZM29 227H27V228L29 229ZM37 227H36V228H37ZM43 227H41V228H43ZM64 227H66V226H64ZM70 227H71V225H70ZM81 227H80V228L78 227V228L81 229ZM86 227H85V228H86ZM102 227H103V226H102ZM112 227H114V226H112ZM116 227H118V225H116ZM116 227H115V228H116ZM142 227H143V226H140V228H139V226H138V230H137V229H136V230L139 231V229H141L142 232H143V230L145 231V229H142ZM154 227H155V226H154ZM165 227H164V228H165ZM6 228H7V230L9 229V227H6ZM16 228H18V226H17ZM36 228H34V229H36ZM38 228H39V227H38ZM38 228L36 229V231L38 230ZM41 228H40V229H41ZM45 228H46V227H45ZM74 228H75V227H74ZM74 228H72V230H74ZM92 228H93V227H92ZM104 228H105V227H104ZM108 228H109V227H108ZM121 228H122V227H121ZM129 228H130V227H129ZM129 228H128V230H129ZM144 228H145V227H144ZM149 228L151 229V227H148V229H149ZM152 228H153V227H152ZM0 229H1V228H0ZM3 229H5V228H3ZM13 229H14V226H13V228H11V230H13ZM19 229H20V228H19ZM48 229H49V228H48ZM50 229H51V228H50ZM54 229H53V230H54ZM66 229H67V227H66ZM75 229H77V228H75ZM79 229H78V230H79ZM102 229H103V228H102ZM106 229H107V228H106ZM106 229H104V231H105ZM109 229H110V228H109ZM132 229H134V228H132ZM15 230H16V229H15ZM17 230H18V229H17ZM17 230H16V231H17ZM21 230H22V228H21ZM78 230H77L76 232L79 234V233H80L79 231H82L83 229H82V230H79V231H78ZM88 230H87V231H88ZM90 230H89V233H91V232L94 231L95 229H93L92 231H90ZM97 230H98V229H97ZM107 230H108V229H107ZM136 230L134 229L135 232H136ZM163 230H164V229H163ZM19 231H20V230H19ZM38 231H39V230H38ZM38 231H37V232H38ZM44 231H46V229H45V230L43 229V232H44ZM47 231H48V230H47ZM62 231H63V230H62ZM62 231H61L60 233H62L64 237H65L66 234H67V235H68V238H69V236H72V234L74 233V231H73V232H71V235H70V232H69V234H68V233L65 234V231H63L64 233H63ZM68 231H69V230H68ZM84 231H85V229H84ZM108 231H109V230H108ZM119 231H120V229H119V227H118V232H117V233H119ZM129 231H131V229H130ZM147 231H148V230H147ZM43 232H40V233H38V234H42V235H43ZM52 232H53V231H52ZM66 232H67V231H66ZM85 232H86V231H85ZM120 232H121V231H120ZM140 232H141V231H140ZM140 232H139V233H140ZM142 232H141V233H142ZM164 232H165V230H164ZM168 232H170V231H168ZM17 233H18V232H17ZM45 233H46V232H45ZM86 233H87V232H86ZM86 233H85V234H86ZM102 233H103V231H102ZM106 233H107V232H105L104 234H106ZM111 233H112V232H111ZM129 233H130V235L132 234L131 232H129ZM145 233H146V232H145ZM14 234H15V233H14ZM35 234H36V233H34V238H35V237H36V239L39 238V236H35ZM47 234H48V233H47ZM49 234H50V232H49ZM62 234H61V235H62ZM74 234H75V233H74ZM74 234H73V235H74ZM81 234H82V232H81ZM81 234H79V237H80V236H83V238H84V237L86 236V235L84 236V233H83L82 235H81ZM119 234H120V233H119ZM122 234H123V233H122ZM163 234H164V233H162V236H164ZM183 234H184V233H182V235H183ZM18 235H19V233H18ZM76 235H77V234H76ZM76 235H75V236H76ZM88 235H90V234H88ZM109 235H110V233H109ZM114 235H117V234L114 232V233H112V236H114ZM125 235H126V234H125ZM128 235H129V234H128ZM47 236H48V235H47ZM47 236H44V237H47ZM49 236H51V235H49ZM49 236H48V238H47L48 240H49ZM52 236H53V233H52ZM52 236H51V237H52ZM59 236H60V234H59ZM100 236H101V235H100ZM104 236H105V235H103V237H101V238H104V242H105V243L103 242L102 245H103V244H106V246H107V245H108V244H107V239H108V238H106V237H104ZM106 236H107V235H106ZM118 236H119V235H118ZM132 236H135V235H132ZM132 236H131V237H132ZM140 236H142V235H139L138 237L135 236V237H137V238L139 239ZM180 236H181V235H180ZM15 237H16V236H15ZM15 237H14V238H15ZM17 237H19V236H17ZM30 237H32V235H31ZM61 237H62V236H61ZM61 237H60V238H61ZM64 237H63V238H64ZM72 237H74V236H72ZM124 237H125V236H124ZM165 237H166V235H165ZM178 237H179V235H178ZM181 237H182V236H181ZM181 237H180L179 239L182 240ZM28 238H29V237H28ZM32 238H33V237H32ZM32 238H31V239H32ZM34 238H33V239H34ZM41 238H43V237H41ZM41 238H40V239H41ZM53 238H54V237H53ZM53 238H51V239L53 240ZM60 238H59V239H60ZM68 238H67V237L64 238V240L67 239V241L65 240V242H61L62 239H60V242H61V243H57V244H56V248H55V246H53V247H54L53 249H55L54 252H56V250L58 249V248H57V247H58V246H57L58 244L61 245V244L64 243L66 246H65V245L63 246V245H62V246H63V247H62V251H61V249H60V251L62 252L61 254L63 255V250H64L66 247L68 248V246H67V245H68V241L71 240L70 238H69L70 240H69ZM81 238H82V237H81ZM101 238L98 239V240H99V243L96 244V246H98V245L100 244V241H101L100 239H101ZM109 238H110V237H109ZM111 238H112V237H111ZM114 238H115V237H114ZM114 238H112L111 240H114V241H115ZM120 238L122 239V236H121ZM149 238H150V237H149ZM184 238H185V237H184ZM184 238H183V239H184ZM33 239H32V240H33ZM36 239H34L36 242H37L38 240L40 241V239H38V240H36ZM43 239H44V238H43ZM43 239H42V240H43ZM47 239L45 238L44 240H47ZM56 239H58V238L56 237ZM56 239H55V240H56ZM75 239H77V238L75 237ZM79 239H80V238H78V240H79ZM117 239H118V238H117ZM135 239H136V238H135ZM138 239H137V240H138ZM151 239H153V238L151 237ZM163 239H164V238H162V241H163ZM32 240H30V244H29V245H31V247H32V249H33V248H36L38 245L36 246V243H34V244H35V246H34V245H33V242H31ZM64 240H63V241H64ZM80 240H82V239H80ZM111 240H110V241H111ZM122 240H123V239H122ZM128 240H129V239H128ZM128 240H127V241H128ZM133 240H134V239H133ZM154 240H155V239H154ZM157 240H159V239L156 238L155 241L157 242ZM176 240H177V239H176ZM181 240H179V241L182 243L183 240H182V241H181ZM28 241H29V239H28ZM28 241H27V242H28ZM39 241H38V243L41 242V241H40V242H39ZM49 241H50V240H49ZM71 241H72V240H71ZM114 241H113V242H114ZM116 241H117V240H116ZM116 241H115V242H116ZM123 241H124V240H123ZM123 241H122V242H123ZM130 241H131V240H130ZM130 241H129V243H130ZM148 241L150 242L149 239H148ZM148 241H147V242H148ZM162 241H161V239H160L159 242L162 243ZM52 242H55V241H52ZM72 242H73V241H72ZM74 242L76 243V244H75V243H74V244H75V246L77 247V246L79 245V243H77V240H76V241L74 240ZM78 242H79V241H78ZM111 242H112V241H111ZM111 242H110V245H111ZM118 242H120V240H118ZM122 242H121V243H122ZM125 242H126V240H125ZM132 242H135V240L132 241ZM159 242H158V243H159ZM177 242H178V240H177ZM180 242H178V244H181ZM28 243H29V242H28ZM28 243H27V244H28ZM31 243H32V244H31ZM41 243L43 244V242H41ZM41 243H40V244H41ZM45 243H46V244H47V243L49 244V245L47 244V247H49V246L51 247V245H52V243L50 244L49 242H45ZM108 243H109V242H108ZM121 243H118V246H119V244H121ZM129 243H128V244H129ZM151 243H152V241H151ZM153 243H154V241H153ZM174 243L176 244V241H175ZM27 244H26V245H27ZM42 244H41V245H42ZM53 244H54V243H53ZM69 244H71V243L69 242ZM77 244H78V245H77ZM112 244H113V243H112ZM116 244H117V243H116ZM125 244H126V243H125ZM125 244H124V245H125ZM131 244H133V243H131ZM146 244H147V243H146ZM146 244H145V246H146ZM156 244H157V243H156ZM29 245H28V246H29ZM54 245H55V244H54ZM126 245H127V244H126ZM126 245H125V246H126ZM150 245H151V248H155V250H156V248H157L156 245H155V247H152V246H153L152 244H150ZM150 245L147 246V247H149V251H150ZM158 245H159V244H158ZM33 246H34V247H33ZM70 246H71V245H70ZM106 246L104 245V247H106ZM23 247L25 248L26 246L24 245ZM23 247H22V249H23ZM31 247H29V248L31 249ZM41 247H42V249H44V250H42V249L40 248V246H39L40 250H39V248H38L37 250H39V251H43V252H44V251H45V248H47V247H44V248H43V246H41ZM64 247H65V248H64ZM71 247H74V246H71ZM104 247H102L101 249L103 250ZM108 247H109V246H108ZM110 247H112V246H110ZM110 247H109V248H110ZM115 247H117V246L115 245ZM120 247H121V246H120ZM51 248H52V247H51ZM59 248H61V246H60ZM109 248H107V249L109 250ZM117 248L119 249V247H117ZM123 248H124V247H123ZM144 248H146V247H144ZM47 249H48V248H47ZM49 249H50V248H49ZM49 249H48L47 251H49ZM70 249H72V248H70ZM70 249H69V250H70ZM73 249H74V248H73ZM98 249H100V248L98 247ZM98 249H97V250H98ZM105 249H106V248H105ZM118 249H117V251H118ZM142 249H143V248H142ZM157 249H158V248H157ZM24 250H25V249H24ZM24 250H23V251H24ZM27 250H28V249H27ZM37 250H36V251H37ZM50 250H51V249H50ZM90 250H91V248H90ZM111 250H113V248H112ZM121 250L123 251V249H119L118 254H121V253H119ZM126 250H127V249H126ZM126 250H125V251H126ZM151 250H152V249H151ZM25 251H26V250H25ZM25 251L22 252V253L25 254ZM31 251H32V250H31ZM36 251H35V256H36V254L40 255L41 252H40V253H36ZM39 251H38V252H39ZM47 251H46V252H47ZM65 251H66V250H65ZM65 251H64V252H65ZM67 251H68V250H67ZM67 251H66V252H67ZM106 251H107V250H106ZM106 251L104 250V252H102V255H101V256H104V255L106 254V253H105ZM115 251H116V250H115ZM115 251L113 250L112 252H110L111 255H113L112 253L115 252ZM127 251H129V249H128ZM141 251H142V250H141ZM143 251H145V249H144ZM143 251H142V252H143ZM147 251H148V248H147ZM147 251H146V252H143V254L141 253V255H145L144 253H146V255H148V254L151 252V251H150V252L148 253ZM175 251H176V250H175ZM180 251H181V250H180ZM180 251L178 250V252H180ZM26 252H27V251H26ZM46 252H44V253H46ZM49 252H50V251H49ZM49 252H48V253H49ZM66 252H65V253H66ZM72 252H73V251H72ZM85 252H89V250L87 249V250H85ZM97 252H98V251H97ZM100 252H101V251L99 250V253H100ZM131 252H132V251H131ZM154 252H155V251H154ZM173 252H174V251H173ZM178 252H177V253H178ZM33 253H34V252H33ZM56 253H57V252H56ZM99 253H98V255H99ZM107 253H108V252H107ZM123 253H125V252L123 251ZM129 253H130V252H129ZM170 253H171V252H170ZM181 253L183 254V252H181ZM181 253H180V254H181ZM28 254H29V253H28ZM46 254H47V253H46ZM46 254H44V255L46 256ZM54 254H55V253H54ZM57 254H58V253H57ZM57 254H55V255H57ZM59 254H60V252H59ZM61 254H60V257H61ZM68 254L71 255V254H72L71 251H69ZM84 254H86V253H84ZM91 254L94 255V254H96V253H95V252H94V253H93V252L91 253V251H90V255H91ZM103 254H104V255H103ZM115 254H116V253H115ZM115 254H114V255H115ZM118 254H117L116 258H118ZM171 254H172V253H171ZM31 255H32V254H31ZM33 255H34V254H33ZM38 255L36 256L37 258H38ZM50 255H51V254H50ZM52 255H53V252H52ZM86 255L88 256V253H87ZM90 255H89V256H90ZM109 255H110V254H109ZM109 255H108V256H109ZM111 255H110V257H112L113 262H115V261H114L115 258H113L114 255H113V256H111ZM122 255L125 256V254H122ZM122 255H121V256H122ZM128 255H129V254H128ZM153 255H154V254H153ZM22 256H23V255H22ZM28 256H29V255H26V259L28 258ZM47 256H49V255H47ZM68 256H69V255H67L66 257L68 258ZM87 256H86V257H87ZM89 256H88V257H89ZM99 256H100V255H99ZM101 256L99 257L100 259L102 258ZM124 256H122V257H124ZM151 256H152V255H151ZM151 256H149V258H150L151 261H152L153 259L151 258ZM178 256H179V254L177 255L176 252H175V254L173 253V255H172L171 258H170V261H171V262H172V261H174V262L179 261V260L177 259ZM36 257H34V258H36ZM39 257H40V256H39ZM42 257L44 258V256H41V258H42ZM50 257H53V256H50ZM55 257H56V256H55ZM60 257L58 256V258H60ZM70 257H71V256H69V258H70ZM78 257H79V254H78ZM91 257H92V256H91ZM110 257H108V258H110ZM119 257H120V256H119ZM128 257H129V256H128ZM142 257H143V256H142ZM168 257H170V256H168ZM179 257H181V255H180ZM34 258H33V259H34ZM53 258H54V257H53ZM64 258H65V255H64ZM67 258H66V259H67ZM73 258H77V257L74 256ZM80 258H81V257H80ZM82 258H83V257H82ZM82 258H81L80 260H82ZM89 258H90V257H89ZM89 258H88V259H89ZM94 258H97V255L94 256ZM94 258H93V259H94ZM125 258L127 259V256H125ZM138 258H139V257H138ZM144 258H145V257H144ZM144 258H143V260H145V259H146V260L149 259V258H145V259H144ZM28 259H30V258H28ZM54 259H55V258H54ZM60 259H61V258H60ZM62 259H63V258H62ZM66 259H63V260L66 261V262L64 261L65 263L68 262V259H67V260H66ZM70 259H71V258H70ZM83 259H85V257H84ZM102 259H104V258H102ZM119 259H120V258H119ZM119 259H118V260H119ZM126 259H125V260H126ZM139 259H140V262H142V258L140 257ZM176 259H177V260H176ZM38 260H41V259L39 258ZM44 260H45V261L48 260V257H47V258H44L43 261H44ZM49 260H50V259H49ZM58 260H59V259H58ZM63 260H60V261H62V263H63ZM75 260H76V259H74V261H75ZM86 260H87V259H86ZM98 260H99V259H98ZM109 260L112 261L111 259H109ZM127 260H128V259H127ZM130 260H131V259H130ZM146 260H145V261H146ZM175 260H176V261H175ZM23 261H24V260H23ZM31 261H32V260H31ZM36 261H37V259H36ZM69 261H70V260H69ZM74 261H73V262H74ZM78 261H79V260H76V263H77V264H78ZM89 261H91V260L89 259ZM96 261H97V260L95 259V261H93V262L91 261L90 263L93 264V263L95 262L96 264H99V263H98L99 261H98V262H96ZM116 261H117V260H116ZM120 261L124 262V260H121V259H120ZM134 261H136V263H137L138 260L136 259V260H134ZM134 261L132 260L133 263H134ZM145 261H144L143 264H145ZM27 262H28V260H26V263H27ZM37 262H38V261H37ZM37 262H35L34 264H36ZM39 262H42V260L39 261ZM80 262L82 263L83 261H79V263H80ZM85 262H86V261H84V264H86ZM101 262H103V261L100 260V263H101ZM122 262L119 263V261H118L119 264H123ZM125 262L127 263V261H125ZM146 262L148 263V261H146ZM149 262H150V260H149ZM163 262H165V261H163ZM163 262H162V263H163ZM166 262H168V261H166ZM26 263H25V264H26ZM47 263H48V264H51L52 261H51L50 263H49V261H48ZM54 263H55V262H54ZM54 263H53V264H54ZM81 263H80V264H81ZM126 263H124V264H126ZM147 263H146V264H147ZM168 263H169V262H168ZM172 263H173V262H172ZM172 263H170V264H172ZM177 263H178V262H177ZM37 264H39V263H37ZM42 264H43V262H42ZM44 264H46V263H44ZM57 264H58V262H57ZM63 264H64V263H63ZM74 264H75V262H74ZM82 264H83V263H82ZM128 264H130V262H128ZM137 264H138V263H137ZM140 264H142V263H140ZM149 264H151V262H150ZM165 264H166V263H165Z\"/></svg>","mask_w":264,"mask_h":264}]
</instances>
